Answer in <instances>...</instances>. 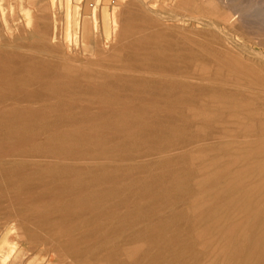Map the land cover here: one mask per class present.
<instances>
[{
  "label": "rangeland",
  "instance_id": "374dc122",
  "mask_svg": "<svg viewBox=\"0 0 264 264\" xmlns=\"http://www.w3.org/2000/svg\"><path fill=\"white\" fill-rule=\"evenodd\" d=\"M63 1L59 0L58 1L59 3L57 2L58 5L56 4L54 6L55 8L51 7V9L54 8L53 10L55 11V13L59 12V14L58 13L54 14V12L50 10V8L48 10H46L45 12H43L40 8L42 5H45L46 2L48 3V0H39V2L37 0L38 5L39 6L41 5L40 7L38 5L32 6L31 4H28L27 0H0V67H1L0 68L1 69L0 81L4 77L6 78L5 80H2L5 82H2V81L0 82V100L2 99L1 100L2 104L8 103L7 105H3V106L0 103V115H1L0 120L4 124V125H2L3 127L0 126V129H1L0 130V147H1L0 148L1 149V151H0V233L2 232V230L4 231L6 228H7L6 230L10 231L8 241L10 243L17 244L16 246H17V252H18V253L16 252L15 253L16 255L14 254L11 257L10 261L8 263H5V264H13L15 262H16V264H78V262H79V264H133V263L134 264H137V263L138 264H143V263L144 264H158V263L159 264H161V263L162 264H165V263L166 264H185L186 263L185 260H187L189 262V263L187 262L186 264H197V263L198 264H208V263L209 264H228L229 262H230V264H235V263L236 264H264V236H263L264 235V154H263V151H264V143L263 142L264 141H262V140H264V127H263L264 126V118L263 119L260 118L261 115L264 117V105H263L264 104V89L262 87H260L262 89H260L258 87L260 89V92L257 89V87L255 89V86L258 84L256 82L262 81L263 85H264V78H263L264 77V59H261L263 57L262 54H264L263 53L264 52V5H263L264 0H233V3H231L232 0H215L214 3H213L214 0H209V2L211 4L213 3V5L215 4L216 6L215 5L213 6L211 4L208 5L209 4V2L207 3L208 0H194V1L193 0H182V1L181 0H154V1L153 0H143L144 2L143 1L141 2L140 0H126V1L121 0V1H123V4H122V6H119V14H120L119 19L120 20H119V23L117 25V29H119L121 27L123 30H132L133 28L139 29V31L137 29L132 30L135 34L138 35V36L137 35L135 36L134 43L136 45H139V44L144 45L145 47L138 48L136 51H138L137 53L139 54V57H141V58L143 57V59H142L143 63H145L144 59L146 62H149L148 63L149 65L147 63H146L147 65L143 64L142 62L140 64H143L142 67L146 68V70H148L150 72L147 71L146 73L144 72L145 74L144 73L142 74L141 73L142 71L132 72V71H127V70H122V69L116 71V70L112 69V70L103 71V73L100 74L99 76H94V78H92V80H94V81H91L93 83H95V82L101 83V82H107L108 81L110 83L114 82L113 83V85H114L116 83V81H118L117 83L120 86L115 85V87H119V88H115V87H111V86H109V87L105 86V87H102L103 89L106 88L104 90L102 88H100L101 91L106 92L107 94L112 93L110 95H114V96L118 97L119 101H118V103H116V105L111 106V110L109 109L110 111L106 109L107 113H105L106 110H104V113L102 111L101 113L103 115H101V117L99 115H97V118H96V116L93 117V118H95V120H93V122L95 121V123H97V122L103 123L102 121L104 120V122L107 121V122L113 123L117 126V125H120L122 122H125V118H127V119L131 118V117L134 119H141L142 118L143 120H148L147 121L148 125L146 124L147 126H145V130H151V129L154 130V132L152 130L147 131L149 136H142V137H140L139 132L143 131L144 127L143 128L142 127H136L137 130H136V128H134L132 130V129L127 128V127L125 129V128H123V126L122 127L117 126V128L120 129V131H119V130H117L116 127L106 126V127H104V128H106V131H104V128H102V127H97V128L86 127V126L81 127L80 125H73V126L63 125L61 127L60 125H58L55 127L56 128L59 127V128H57V129L55 128V130H53L54 127H51L52 128V132H51L50 131L51 128L48 129L49 127H44L42 124L41 125L43 127L39 125L40 122L38 121L39 119H38V115H37L39 112L41 113V111H43L49 117H53V116L55 117L56 116V114H55L56 112L48 110L49 107H47L46 105H53L52 103L58 102V99L55 98L53 101L51 100V101H44V102L39 100V102H37L38 101L37 99H39V97L36 99V93L39 92V90H40L42 93H44L46 95L48 93V90H49L47 83H49L51 85L54 82L58 83L59 81H66L69 79L67 77H63L59 72L58 73L56 72V74H52V76H50V77L43 78L42 81H44V83L46 81V84H42L43 82L41 81V79L38 78V75L36 72V71H39L40 68L42 70V68L45 69L47 67V65L44 61L47 62L48 60H51V58H47V56L42 54L43 53V46L47 43V40H46L47 35L52 31V28H53V24H52L53 21L52 20H53L54 16L57 17L58 19H60L59 23L63 27L64 21H65V19H64L65 13H64V7H63L64 6L63 3H65V2H63ZM71 1L73 2V5L74 4L76 5V3L77 4L79 3L77 0H75V1L71 0ZM113 1H115L114 3H116L120 0H113ZM184 1H185V5L182 4V2H184ZM201 1H202V3H201ZM74 2H76V3H74ZM88 2L93 3L94 0H89ZM151 2H153V4ZM41 3H43V4H41ZM203 3H205L206 5ZM241 3L242 4L244 3L243 4L244 10H246V12H249V14H245L246 17L243 15V20L241 18H239V14L238 15L236 14V16H235L236 19H238L236 24L238 26H241V27H239L241 30L238 28H235L234 29L236 31L235 32L233 29L229 30L226 27H224L223 25L222 26L220 25V27L223 31L222 30L221 31L216 30V28H214V27L212 28V25H210V23H209L210 18L212 20H216L215 16L217 14L219 15L220 12H217V11H219L220 8H221V13H225V11H226V13H228V12L236 10V8L243 7L241 5ZM22 4H24V5L26 4V6L28 8L26 6H23ZM85 4H86V0L83 3V5H85ZM83 5H80V6L83 8ZM182 5L184 7H182ZM188 6H189V8H188ZM201 6H202V8L203 7L204 8L202 9ZM233 6H234V8H233ZM24 7H25L26 11H25ZM57 7H59V8H57ZM213 7L216 9H214ZM217 7H219V9ZM120 8H121V12H120ZM140 8H141V10L143 9L145 13L143 11H140ZM132 9L134 11L136 10L135 12H138L140 14V17H141V19L136 22L137 24L134 23L136 25V27L133 24H132V26H130L129 23L126 22L127 21L126 20V12L128 10H132ZM206 9H208V10L211 9V11L210 10L207 11ZM28 10H29V12H31V16H32V18L29 22H28ZM212 11L214 13H216V15L214 13H212V14H214V15H212L211 14ZM53 14H54V16H52ZM204 14L206 16H209V17L206 18V16ZM142 15L144 18L142 17ZM192 15L198 19H196ZM197 15H198V17H197ZM41 16L42 17L46 16V18L44 19ZM176 16H178V17H176ZM187 16H188V18H187ZM244 17L247 19H245ZM194 18H195V20H194ZM206 19H208V20H206ZM146 20H148V21H146ZM5 21H8L11 25V28L9 29L11 36H9L7 34V30L5 31V29H6V26H5L6 22ZM163 21H165V22H163ZM130 27H132V28H130ZM143 30H145V32ZM136 31H138V32L136 33ZM44 33H45V35H43ZM228 35H230L232 37L229 38ZM151 36H153V37H151ZM235 36L239 40L238 42L240 44H242L241 46L243 47V49L240 46H238L237 44L234 45L233 40H234ZM102 37L103 36L100 37V40ZM137 37H138V40H137ZM224 37H225V39H223ZM226 37H227V39H226ZM146 38H147V40H146ZM153 38L156 40L153 41ZM219 38H220V41H219ZM228 38L230 40H232L233 43ZM110 40H111V42L110 41L108 42V41H106V38L103 37L101 41H104V43H106V42L107 43L104 44L103 42H101L102 43L101 45H107L106 46L107 48H109L111 45L113 46L114 43L118 41V37L116 36L115 33L112 35V38ZM180 40H182V41H180ZM112 42H114V43H112ZM108 43L111 45H109ZM150 43L153 46L152 47L150 46L151 48H148L147 46L150 45ZM120 44L121 45L122 44H128V40L123 41ZM155 44H156V46H155ZM82 46H83V42L81 41L80 46H78L77 48L74 46L75 48L73 47V49L76 52L79 48H80L79 50H81ZM235 47H236V49H235ZM253 47H254V49H253ZM201 48H203V49H201ZM248 48H250L251 50L252 49L255 50V52L258 55L261 54V56L258 57V55H255V52L252 53V51ZM256 48H257V50H256ZM212 49H213V51H212ZM128 50L125 48L124 53L126 54V51H128ZM151 50H153V51H151ZM218 51H220V52H218ZM141 52L143 55H141ZM152 52L155 54V56H154V54H152ZM211 52H213V53H211ZM239 52L240 53L242 52V53L240 54ZM124 53H123V55H124ZM147 53L149 55H147ZM228 53H230V54H228ZM250 53H252V54H250ZM211 54H214L215 56H213ZM126 55H124L123 59H122V61L124 63L126 62V57H125ZM220 55H221V57L223 56L222 61L220 60V58H221V57H219ZM146 56H147V58H148V56H151L150 57L151 61H152V59H154L155 62L153 60L151 63V61L146 60V58H144ZM188 56H189V58H188ZM231 56L232 57L236 56V59H234V60H233V58L231 59L230 58ZM242 56H243V58H242ZM255 57H257V58H255ZM157 58H160L161 62ZM162 58L164 59L163 61H162ZM227 58L230 59L232 62L235 61L237 64L239 63L238 65H236V67L238 68V72L240 70L239 75H238V73H236V72L232 73L231 70H229V66L227 65V62L229 60ZM215 59H218V62ZM159 62L161 65L164 63V65L167 68L165 66L159 65ZM259 62H260V65H257V64H259ZM156 64L159 65V67H161L162 69L159 68ZM168 64L175 66V68H172L174 73L172 71H170L171 67L168 66ZM212 64H213V66H212ZM153 65H156V67H154ZM256 65H257V68H256ZM174 66H172V67H174ZM207 66H209V67H207ZM258 66H260V67H258ZM9 67H11L13 70H11ZM246 67H247V69H246ZM2 68H4V69L6 68V70L3 71ZM255 68L257 70H255ZM157 69L159 72H157ZM163 69H165L163 72L166 73L168 71V73L170 72L171 74L169 73L170 75L168 76V73H166V74L164 73L165 74L164 75L162 73ZM166 69H168V70L166 71ZM8 70L10 72H8ZM155 70H156V72H155ZM175 73L176 74L178 73V74L176 75ZM210 73H212L211 77H212V75H214L216 73L213 76V79L210 77ZM149 74L156 75V76H151ZM179 74H180V77H179ZM236 74L238 76H236ZM133 75H135L136 78ZM140 75H141L142 79L139 78ZM171 75H173V76H171ZM170 76L172 78L174 76L175 77L172 79ZM208 76L210 78H208ZM251 76L253 77L252 79H251ZM1 77H2V79H1ZM146 77H148V78H146ZM201 77L204 80H202ZM109 78H111L110 81L108 80ZM114 78H115V80H114ZM122 78L125 80L120 81V80H123ZM128 78L130 80L129 82H131V83L127 82ZM133 78H135V79H133ZM9 79H10V81H12V80L15 81L14 84H13V82L11 84ZM24 79H28V80L23 81ZM143 79H144V81H143ZM153 79L156 82L152 83ZM156 79L159 82H161V81L162 82L159 83V82H157ZM7 80L9 82H7ZM29 80H33V81H29ZM51 80H53V82ZM76 80H78L80 82L82 81L83 84H91L86 80V78L83 75L77 77ZM145 80L150 82V84H148V82ZM169 80L170 81L173 80V81L170 82ZM217 80L221 83L217 82ZM255 80H256V82H254ZM50 81H51V83H50ZM164 81H166V84ZM175 81H177V82H175ZM188 81L191 83H189ZM244 81H245V83H244ZM24 82H26V83L24 84ZM39 82H40V86H38ZM121 82H122V84H123V82H125L127 85L125 84L122 86ZM133 82H134V84H133ZM167 82H168V84H167ZM182 82H184L186 85L185 84L183 85ZM237 82H240L241 84H239V83L237 84ZM249 82H252V83L254 82L255 86L251 87L253 84L250 85ZM262 82L259 83L260 86H262L261 85ZM162 83H164V84H162ZM230 83H231V85H229ZM246 83H249L248 85L250 88L248 87V85ZM130 85L132 86V88ZM150 85H152V86H150ZM154 85H155V87H153ZM201 85L204 86L205 88L203 87L204 88L203 89ZM3 86H4V88L5 87L6 88L3 89L2 88ZM10 86H12V87H10ZM124 86L127 87V89H129V90L123 91V90H126V88ZM160 86H163V87L175 86L176 88L177 87L178 88L172 94L170 92L167 93L166 91L164 92V90L158 89ZM185 86H187L186 89H185ZM245 86H247L248 89ZM244 87H245V89H244ZM16 88L21 89V90L19 91L17 89V91H15ZM133 88L134 89H136V88L140 89L141 88L142 91L139 92L137 89L132 90ZM241 88H243L245 91L247 89L248 92L251 90L249 92L251 94H249L248 92H246V93L243 92L244 95L246 94L245 96H243L242 91H244V90ZM252 88L255 89L254 90L255 93L253 92ZM119 89H121V90H119ZM150 89H151V92H150ZM183 89H185L186 92L183 91ZM196 89H197V91H196ZM233 90H236V91H233ZM237 90H239V91H237ZM134 91H135V93H134ZM153 91H157L159 95L157 94V92L152 93ZM218 92H219V94H218ZM175 93L176 94L178 93V94L176 95ZM234 94L236 95V97L234 96ZM3 95L6 97V99ZM124 95H126V96H124ZM130 95H132V96H130ZM183 95L185 96V98ZM237 95H239V97ZM136 96H137V98H136ZM165 96H167V97H165ZM186 96H188V99H189V97L191 99H193V101L191 99L189 101ZM139 98L140 99L142 98V100H140ZM26 99L27 100L29 99L30 101L25 102ZM127 99H129V100H127ZM195 99H197V100H195ZM16 100H18V101H16ZM31 100H33V101H31ZM206 100H208V101H206ZM121 101H122V103H121ZM137 101H138V103H137ZM169 101H170V104H169ZM195 101H197V102L201 101L202 103L198 102L199 103L198 104ZM165 102H168L167 104H168L169 108L166 106ZM172 102H174V104ZM213 102H215V103H213ZM34 103H35V105H34ZM40 103L42 104V106ZM196 103H197V105H196ZM246 103H248L251 106L249 107L248 104L246 105ZM38 104H40V105L38 106ZM118 104H120V106ZM179 104L181 107H178ZM30 105H32V106H30ZM43 105H45V106H43ZM170 105H173L174 107L177 105V108L175 107L176 110H175V108H171L173 106H170ZM182 107L185 111H182ZM239 107H240V109H239ZM20 108L22 110L27 109V110H25L27 112L24 113L25 111L23 112ZM139 108L140 109L142 108V112ZM178 108L180 111L179 114L181 113L180 117H179V114H177ZM186 108H190L192 111L189 109H186ZM6 110L9 114L6 112ZM31 110H32V112H31ZM122 110L125 111V115H124ZM126 110L128 111V113H126ZM240 110H241V112H240ZM14 111L17 113L19 112L17 116L15 115L16 118L13 114ZM112 111H113V113H112ZM119 111L121 114L119 113ZM186 111H187V113H186ZM236 111H237V113H236ZM28 112L31 114L32 118H34L36 116L33 119L34 121L32 120L33 123L36 122V120L38 119L36 122L38 124L34 123L35 128H34V125L31 121L32 118L31 117L29 118L30 114H28ZM109 112H111L110 115L112 114L113 116H110ZM114 112H116V113H114ZM239 112L241 115L238 114ZM20 113H22V114L24 113V114L21 116ZM44 113H41V114H44ZM49 113H53L54 115L49 114ZM99 113L100 112H98V114ZM129 113H130V117H128ZM12 114L14 117L10 118L9 116H11ZM25 114L26 115L28 114L27 117H25ZM117 114H118V116H120L122 118H119V121L116 122L118 116L116 117L115 115H117ZM139 114H141V115H139ZM144 114L147 117H149L148 115H150V118L145 119L147 117ZM152 114L154 115V117ZM92 115H95V114H92ZM222 116L224 117V119ZM232 116H233V118H232ZM6 117H7V119H6ZM22 117H23V119H22ZM104 117H105V119L110 118V119H113L114 121L112 120V122H111V120L110 121L105 120ZM106 117H109V118H106ZM111 117H113V118H111ZM115 117H116V119H115ZM24 118H27V119L25 120ZM220 118H221V120L219 121ZM28 119H30V120H28ZM120 119H121V121H120ZM153 119H157V121H154ZM161 119H163V120H161ZM210 119H211V121H210ZM228 119H229V121H228L229 123H233V122L235 123V121L238 119L236 121V123L238 122V124L235 123L232 126L230 125L231 126V127L229 126L230 128L228 126L226 127V125L229 124L228 122H226ZM233 119L235 121H233ZM16 120H18V121H16ZM152 120L154 122V125H150L151 123H153ZM165 120H168V121H165ZM214 120H216V121H214ZM9 121H11V122H9ZM14 121H16V122H14ZM217 121H219L220 123ZM198 122L201 124H198ZM215 122H217V123H215ZM223 122L226 125L223 124ZM5 123H8L7 128L10 127V130L5 127V126H7V124H5ZM13 123H14V125H13ZM191 123L194 126L188 125ZM210 123H212V124H210ZM196 124H197V126H196ZM222 124H223V126H222ZM15 125H17L16 126L17 128H15V131H14L13 127H15ZM24 125H26V126L24 127ZM37 125L42 127V128H40V130L44 129L45 133L43 130H42L43 131V133H42V131L39 130V127H37ZM176 125H178V126L180 125L182 127L181 130H180V127H179V129L178 128L176 129V127H177ZM31 126L33 128H31ZM77 126H79L80 128ZM148 126L150 128H148ZM153 126H155V127H153ZM168 126H172V127L168 128ZM219 126L222 127V129L223 128L224 129L221 130V128H218ZM235 126H237V127H235ZM20 127H24L25 129L22 128V130H21ZM187 127H189V129ZM199 127L201 128V130L199 129ZM215 127H216V129H215ZM30 128H31V130H30ZM45 128L47 129V131ZM98 128H100V130ZM122 128H123V131H122ZM202 128L203 129L205 128L204 132L202 131L203 130ZM35 129L37 131H33ZM67 129H68L69 133H68ZM155 129H156V131H155ZM174 129L177 131H175ZM196 129H197V131H199V133L201 132V134L203 133L205 135L203 136V135L199 134L196 131ZM219 129L221 130L222 133L219 132ZM19 130H21V131H19ZM29 130L32 132L30 133ZM135 130L139 131V132H136ZM208 130H209L208 133L211 134L210 136L213 135L212 137L216 141L211 139L209 134H207ZM213 130H214V133L212 134ZM216 130H217V133H216ZM11 131L12 132L14 131V132L11 133ZM16 131H18L19 133ZM48 131H50V132H48ZM132 131H135L137 133V135H135L136 133L133 134ZM181 131L184 132L185 134L181 133ZM234 131H235V134H239V135L236 136L234 134ZM247 131H249V132H247ZM56 132H58V133H56ZM63 132L66 134L67 133L69 134V137H67L68 135H65V136L70 141L65 139L66 137L64 136ZM186 132H187V134L189 133L188 136L186 135ZM195 132H197L196 136H195ZM22 133H24L25 135H23ZM34 133H37V134H34ZM40 133H42V134H40ZM55 133L57 135L60 134V136L58 135L60 140ZM106 133H108V134L106 135ZM142 133L143 132H141V135H142ZM151 133H152V135H151ZM10 134H12V135H10ZM91 134L94 136L93 137L90 136ZM116 134L118 135V137H121V134H122V138L121 139L117 138ZM127 134H129V135L126 136ZM228 134H230V136H228V138H226ZM240 134H243V136ZM18 135H19V137H18ZM97 135H99L100 137ZM150 135H151V138L153 141L154 140L157 141V142L155 141L156 144L153 141L151 142ZM154 135H156V136H154ZM183 135L186 136L185 137L186 139L182 138ZM232 135H234L233 136L234 141H229V140H231L230 138L232 137ZM8 136H10L13 140ZM88 136L91 137L90 140H89ZM96 136L98 137L97 140H96ZM223 136H225V138H222ZM261 136H262V138H261ZM28 137H30V138H28ZM102 137H104V138H102ZM143 137H145V138H143ZM177 137H178V139H177ZM187 137H189V138H187ZM191 137L193 139H191ZM238 137H241V139L240 138L238 139ZM80 138L83 140H79ZM84 138L88 142L84 141L85 140ZM99 138L101 141H99ZM134 138H136V140ZM139 138L142 140H138ZM157 138H159L160 141L157 140ZM216 138H218V139H216ZM219 138H221L222 140L221 139L219 140ZM62 139H64L65 141ZM107 139H108V141L109 140H111V141H109V143H108ZM114 139H116L117 141ZM126 139L127 140L130 139V140L127 142ZM145 139H146V141H145ZM179 139L182 142H180ZM189 139H191V140L189 141ZM204 139L206 140V143L204 142L205 141ZM223 139H224V141H223ZM247 139H249V140H247ZM45 140H47L46 141L47 145H44V144H46ZM92 140L93 141L96 140L97 143H96V141L93 142ZM131 140H133V141L131 142ZM149 140H150V142H149ZM175 140H178V141L176 142ZM186 140H188L189 142L195 140L196 145H195V141L191 142L192 144H188L189 142ZM42 141L44 144H42ZM48 141H50V142H48ZM102 141H103V145H106L105 147L103 146V149H102ZM201 141L204 142V145L203 144L201 145V143H202ZM228 141L231 143H228ZM249 141H251V142L248 143ZM255 141L256 142L258 141L257 144H259V145L261 144L262 146H258V145L255 146V144H256ZM51 142H53V145L50 144ZM70 142L73 144H69ZM122 142L124 143L125 146L122 145L123 144ZM147 142H149V144H151L150 147L148 146ZM61 143L64 146V148L62 145H60ZM74 143L76 144V146H74L75 145ZM80 143H84V144H80ZM111 143H113V144H111ZM160 143H161V145H160ZM237 143H238V145H237ZM247 143L249 145L252 144L251 145L252 147L249 146ZM39 144H41V145H39ZM99 144H100V147L98 148ZM152 144L156 145L155 148L156 147H158V148L155 149L154 146H152ZM208 144L210 145V147ZM211 144L213 147L211 146ZM56 145H58V147H57L58 149L62 148V150L61 149L58 150L56 148ZM183 145L185 146L184 149H183V147H184ZM191 145L193 147H191ZM253 145H254V147H253ZM42 146H43V148H42ZM89 146L91 148H89ZM114 146L116 148H114ZM48 147H49V149H48ZM67 147L68 148L71 147V148H69V149H71V151ZM123 147H124V149H122ZM125 147H127V148H125ZM128 147H129V149H128ZM81 148L83 149V152L81 151L82 150ZM84 148L86 150H84ZM94 148L96 150L95 152H94ZM117 148H118V150H116ZM64 149H66V150H64ZM256 149H258L257 151L259 152V154H258V152H256ZM260 149L261 150L263 149V151L261 152ZM77 150H78V153H77ZM92 150H93V152H91ZM148 150H151V153L153 151L154 156H153V154L149 153L150 151H148ZM45 152H47V153H45ZM55 152H57V153H55ZM81 152H82V154H81ZM116 152H117V154H116ZM120 152L122 155L119 154ZM130 152H132L133 154H131ZM215 152L218 155H216ZM125 153H127V155ZM147 153H149V154H147ZM114 154H116V156H114ZM118 154L121 157H119ZM233 154H235V155H233ZM99 155H101V156H99ZM103 155L106 156L105 157L106 159H104V158L101 159V157ZM225 155H226V157H225ZM247 155L249 157H247ZM109 156H110V159L108 160ZM130 156H132V157H130ZM222 156H224V157H222ZM231 156H232V158H230ZM258 157H260V158H258ZM53 158H55V159L58 158V159H56V161L57 160L58 161L55 162V160H53ZM235 159L237 160L236 163L233 162V161H235ZM242 159H243V161H242ZM61 160H62V162H61ZM66 160H68V161H66ZM114 160H115V162H114ZM244 160L246 161L245 163H244ZM248 160H249V162H248ZM63 162H64L65 166H63ZM255 162H257V163H255ZM229 164L230 165L233 164L234 167L232 165L230 166ZM235 164H238L239 166L235 165ZM66 165H67V167H66ZM53 167L56 170H54ZM97 167H99L100 170H98ZM65 168L68 171H66ZM89 168H90V170H89ZM112 168L114 169L115 172L113 171ZM228 168L229 169L231 168L232 171H230V172L227 171V170H229ZM92 169L94 170L93 172H92ZM4 170L6 172H4ZM61 170H63L64 173H62ZM96 170H97V172H96ZM103 170L104 171L108 170V171L104 172ZM42 171H44V172H42ZM82 171H83V173H82ZM2 172H4V173H2ZM72 172H74V174ZM86 172H88V174H86ZM68 173H70V174H68ZM93 173L94 174L97 173V175H91L90 176V174H93ZM102 173H103V175H102ZM65 174H67V175H65ZM50 175H53L52 179L48 178V176H50ZM84 175H89L90 177L84 176ZM238 175H239V177H238ZM36 176L38 177V181H37ZM82 176H83V178H82ZM97 176H99V177H97ZM39 177H40V179H39ZM91 177H93V178H91ZM53 178H54V180H53ZM103 178L105 180L107 179L106 180L107 182ZM96 179H98V180H96ZM109 179H112V181ZM49 180H51V181H49ZM76 180L77 181L81 180V182L80 181L77 182ZM103 180H104V182H103ZM113 180H114V182H113ZM59 181H60V183H59ZM71 181H73V182H71ZM88 181L90 182L91 187H89L90 184ZM101 181L103 183H101ZM178 181L181 183H179ZM98 182L100 183L99 185H98ZM175 182L178 184L175 185L174 184ZM159 184H160V186H159ZM162 184H166L167 186L162 185ZM86 185H88V187H89L88 189H87ZM111 185L112 186L114 185V186L112 187ZM180 185H181V187H179ZM50 186H53V187H50ZM80 186H82V187H80ZM106 186H108V188ZM168 186L170 187L169 189H168ZM96 187L99 189L98 192H97ZM75 188L77 190V193L76 192L74 193V191H76V190H74ZM161 188H163V189H161ZM164 188H167V189H164ZM176 188H177V190H175ZM108 189H109V191L111 189L110 192H114L116 190V192H114V193L116 194L117 197L115 196L114 193L111 194L110 192H108ZM183 189H185V190H183ZM60 190H62V191H60ZM94 190H95L94 193L101 192L102 195L104 194L103 192L106 193L103 195V198H102V200L104 199L103 203H102V200H99L98 202H96L97 200L92 201L91 192L93 193ZM154 190H156L157 192ZM162 190H164V191H162ZM192 190H193V192H192ZM133 191H134V193H133ZM166 191H170L171 193H175V195L171 194L170 192H166ZM121 192H122V194L120 195ZM148 192L150 194H148ZM180 192H182V193H180ZM188 192H190L191 194ZM56 193H58V194H56ZM62 193H63V196H62ZM167 193H170L169 196ZM187 193H188V195H187ZM113 194H114V196H113ZM160 194L162 195V197ZM163 194H166V195L163 196ZM86 196H88V198ZM146 196H149V197L146 198ZM73 197H74V199H73ZM89 197H91V198H89ZM153 197L156 200H154ZM157 197H158V199H157ZM57 198H59V199H57ZM152 198H153V200H152ZM88 199H90V200H88ZM106 199H107V201H106ZM146 199H148V200H146ZM149 199H151V201H149ZM134 200H135V202H134ZM52 201H53V203H52ZM90 201H92V202H90ZM105 202H107V203H105ZM121 202H123V203H121ZM69 203L71 205H69ZM104 203L106 205H104ZM110 203H112V206H110L111 205ZM115 203L117 205H114ZM151 203L154 205V207H152L153 205ZM107 204L109 205V208H108ZM94 205H95V208H94ZM119 205L121 207H119ZM149 205H150V208H149ZM76 206H77V208H76ZM90 206H93V207H91L92 209L90 208ZM155 206L157 207V209L158 208L159 209L157 210L155 208ZM67 207H68V209H67ZM99 207H101V208H99ZM94 209H96V211ZM100 209H102L104 211H102ZM109 209L111 211L113 210L112 214H110L111 212ZM160 209H161V211H160ZM40 211H42V212H40ZM129 211L130 212L132 211L134 217H132V213H130ZM148 211L149 212L151 211V212L149 213ZM85 212L86 213L88 212L87 215ZM101 212H104L105 217L103 214H100ZM105 212L107 214H105ZM172 212L174 213V215ZM117 213H118V215H117ZM93 214H95V216ZM153 214L155 216H153ZM175 214H177V215H175ZM77 215H79V216H77ZM107 215H108V217L110 216L109 217L110 219L107 217ZM114 215L116 218L114 217ZM118 216H120V217H118ZM121 217L124 219H122ZM137 217H139V218H137ZM166 217H167V219H166ZM181 217L183 218V220L185 219L184 221H186V222L189 221V222L187 224H184L183 223L184 221H182ZM73 219H75V220H73ZM164 219H166V220H164ZM102 220H104V221L106 220V221L103 222ZM107 220H108V222H107ZM179 220H181V221H179ZM87 221H89V222H87ZM176 221L180 224L179 225L180 227L177 225ZM120 222H122V224ZM187 225H190V226H187ZM100 226H101V228H100ZM172 226H173V228H172ZM184 226H186V227H184ZM191 226L193 227V229L191 228ZM88 227H89V229H88ZM188 227H190L192 230ZM238 228H239L240 232L238 231ZM241 228L244 231H242ZM94 229H96L98 231H96ZM177 229H178V231H176ZM231 230L232 231L235 230V231H233L234 233ZM140 231H141V233H140ZM227 231L229 232L227 234L228 235L230 234V236H228L226 234ZM177 232H179V234ZM192 232L194 234L191 237L190 233H192ZM86 233H87V235H85ZM152 233H153V236H152ZM154 233H155V236H154ZM176 233H177V235L175 236ZM137 234L139 235V237ZM149 234H150V236H149ZM169 234L171 237L169 236ZM243 234H246V236ZM164 235H166V237ZM186 235H187V237H186ZM168 237H169V240H168ZM183 237H184V239H183ZM189 237L192 239H190ZM23 238H24V240H23ZM186 238L192 240L191 245L188 246L189 249L187 248L188 250L187 249H185V250L181 249L182 245H183L182 242L186 241ZM209 238H210V240H209ZM159 239L160 240H162V239L167 240V242L165 241L162 243V241H163L162 240L161 242L159 241L161 243L160 244L157 242ZM208 240H209V242H208ZM239 240H240V242H239ZM180 241H181V244H180ZM196 241H197V244H195ZM199 241H200L201 245H199L200 244ZM228 241H230V242H228ZM242 241H243V244H242ZM153 242H155V243H153ZM212 242H214V243H212ZM152 244H153V246H152ZM169 244L171 247L170 246L168 247ZM231 244H232V246H231ZM241 244L243 245L244 248L242 247ZM156 245L158 248H156ZM164 246H166V248ZM178 246H180L181 248H179ZM202 246H204V247H202ZM227 246H229V247H227ZM164 248H165V250H164ZM198 248H199V251H198ZM226 248H227V250H226ZM230 248H232V249H230ZM194 249H197V250H195L196 253H194L195 252ZM224 250H226L227 252H224ZM158 251H160V252H158ZM173 251H175L174 252L175 254L173 253ZM192 251H194V252L192 253ZM189 252H191V253H189ZM251 253H252V255H251ZM191 254L195 255V256L193 257V256H191ZM156 255H159V256L156 257ZM219 255H222V256H219ZM224 255H226V256L224 257ZM230 255H232V256H230ZM18 256H20V257L18 258ZM149 256L151 258H149ZM163 256H164V259H163ZM147 257L149 258V261H148ZM176 257L180 260H177ZM79 258H81V259H79ZM194 258H196V260ZM199 258H200V260H199ZM165 259H172V260L169 261V260H165ZM82 260H84V261H82ZM1 264H2V262H1Z\"/></svg>",
  "mask_w": 264,
  "mask_h": 264
},
{
  "label": "bare ground",
  "instance_id": "6f19581e",
  "mask_svg": "<svg viewBox=\"0 0 264 264\" xmlns=\"http://www.w3.org/2000/svg\"><path fill=\"white\" fill-rule=\"evenodd\" d=\"M59 0H48V3L46 2V4L45 5H38V2H39V0H38V2H37V0H27V3L28 4H31L32 6L33 5H38L40 8H41V10L43 11V12H45L46 10H48L49 8H50V10L51 11H53L54 12V14H59V12H56L55 13V11L53 10L55 7V5L57 4L58 5V2ZM63 1V0H62ZM75 1V0H74ZM79 3L77 4L76 2H74V3H76V5L74 4L73 5V2L71 1V0H64L63 2H65V3H63L64 4V13H65V21H64V24H63V27L61 26V24L59 23V20L60 19H58L57 17H55L54 16V14L52 15V16H54V18H53V28H52V31L47 35V43L43 46V53L42 54H44L45 56H47V58H51V60H48L47 62L46 61H44L45 63H46V65H47V67L45 68V69H43L42 68V70H41V68H40V70L39 71H36L37 72V75H38V78L39 79H41V81H42V79L43 78H45V77H50V76H52V74H56V72L58 73H60L63 77H67V78H69L68 80H66V81H59L58 83L56 82H54L53 84H49V83H47L48 84V88H49V90H48V93L45 95L44 93H42L40 90H39V92H37L36 93V99L39 97V99H37L38 101L37 102H39V100L40 101H53L55 98H57L58 99V102H56V103H52L53 105H46L47 107H49V109L48 110H51V111H54V112H56L55 114H56V116L54 117L53 115V113H49V114H53L52 116L53 117H49L47 114H45L43 111H41V113H44V114H41L40 112V114L38 113H36L37 115H38V121L40 122L39 123V125L40 126H44V127H49L48 129H50L51 127H54V129L53 130H55V126H58V125H60L61 127L63 126V125H65V126H73V125H80L81 127H83V126H86V127H94V128H97V127H102V128H104V127H106V126H112V127H116L117 128V126L118 127H122L123 126V128H125L126 129V127L127 128H130V129H134V128H136V127H144V130L143 131H141V132H143L142 133V135H141V132H139V131H136L137 130V128H136V132H139L140 133V137H142V136H149V134L147 133V131H151V130H145V126H147L148 124H147V121L148 120H143L142 118L141 119H134V118H125V122H122L120 125H115V124H113V123H110V122H104V120L102 121L103 123H99V122H97V123H95V121L93 122V120H95V118H93V117H95L96 116V118H97V115H99L100 117H101V115H103L101 112L103 111V113H104V110H111V106L112 105H116V103H118V101H119V98L118 97H116V96H114V95H110V94H112V93H110V94H107L106 92H103V91H101V89L100 88H102V87H109V86H111V87H115V85H117V86H120L117 82L118 81H116V83L113 85V83H110V82H95V83H93V82H91V81H94V80H92V78H94V76H99L100 74H102L103 73V71H105V70H120V69H122V70H127V71H132V72H135V71H142L141 73L143 74L144 72L146 73L148 70H146V68H143L142 67V65L143 64H148L149 62H146L145 61V59H144V62L145 63H143L142 61V59H143V57L141 58V57H139V54L137 53L138 51H136L138 48H143V47H145L144 45H136L135 43H134V39H135V36L137 35V34H135L132 30L134 29V30H136L135 28H133L132 30H123L122 29V27L121 28H119V29H117V25H118V23H119V16H120V14H119V6H122V4H123V1H118V2H116V3H114L115 1H113V0H94V2L93 3H90V2H88L89 0H86V4L85 5H83V3L85 2V0H77ZM126 1V0H125ZM141 2L143 1V0H140ZM154 1V0H153ZM182 1V0H181ZM180 1V2H181ZM194 1V0H193ZM58 2V3H57ZM144 2V1H143ZM175 2V1H174ZM209 2V0L207 1V3ZM215 2V0L213 1V3ZM218 2V1H217ZM43 3H41V4H43ZM152 4H153V2H151ZM196 3V2H195ZM201 3H202V1H201ZM213 3L211 4L210 2H209V4L208 5H213ZM231 3H233V0H232V2ZM252 3V2H251ZM172 4V3H171ZM182 4H184L185 5V1L184 2H182ZM203 4H205V3H203ZM227 4V3H226ZM244 4V3H243ZM243 4L241 3V5L243 6ZM23 6H26V4L24 5V4H22ZM80 5H83V8L80 6ZM181 5V4H180ZM190 5V4H189ZM206 5V4H205ZM207 5V6H208ZM215 5V4H214ZM213 5V6H214ZM263 5H264V3H263ZM29 6V5H28ZM60 6V5H59ZM124 6V5H123ZM169 6V5H168ZM191 6V5H190ZM200 6V5H199ZM204 6V5H203ZM216 6V5H215ZM219 6V5H218ZM27 7V6H26ZM51 7H54L53 9H51ZM182 7H184L183 5H182ZM212 7V6H211ZM229 7V6H228ZM232 7V6H231ZM22 8V7H21ZM28 8V7H27ZM57 8H59V7H57ZM80 8V9H79ZM82 8V9H81ZM142 8V7H141ZM141 8H140V11H143L144 12V10L142 9L141 10ZM181 8V7H180ZM188 8H189V6H188ZM201 8H202V6H201ZM204 8V7H203ZM202 8V9H203ZM214 8V7H213ZM218 9H219V7H217ZM233 8H234V6H233ZM243 8V9H242ZM24 9H25V7H24ZM30 9V8H29ZM128 9V8H127ZM136 9V8H135ZM139 9V8H138ZM214 9H216V8H214ZM217 9V10H218ZM179 10V9H178ZM207 11H211V9H206ZM223 10V9H222ZM227 10V9H226ZM25 11H26V9H25ZM57 11V10H56ZM127 11V10H126ZM136 11V10H135ZM133 9L132 10H128L127 12H126V22H128L129 23V25L130 26H132V24L133 25H135L134 23H136L138 20H140L141 19V17H140V14L138 13V12H135ZM166 11V10H165ZM203 11V10H202ZM258 11V10H257ZM262 11V10H261ZM52 12V13H53ZM120 12H121V8H120ZM183 12V11H182ZM217 12H220L221 13V8H220V10L219 11H217ZM26 13V12H25ZM123 13V12H122ZM145 13V12H144ZM157 13V12H156ZM207 13V12H206ZM210 13V12H209ZM212 13H214L213 11L211 12V14ZM219 13V15L217 16L216 15V13H214L216 16H215V19L216 20H212L211 18H210V25H212V28L214 27V28H216V30H219V31H221L222 29H221V27H220V25L222 26H224V27H226L227 29H229V30H234L235 28H238V29H240L239 27H241V26H238L237 24H236V22H237V20L238 19H236V14L238 15L239 14V18H241L242 20H243V15L245 16V14H249V12H246V10H244V6L243 7H239V8H236V10H234V11H231V12H228V13H226V11H225V13H221L220 14ZM46 14V13H45ZM154 14V13H153ZM214 14H212V15H214ZM263 14V13H262ZM161 15V14H160ZM184 15V14H183ZM190 15V14H189ZM195 15V14H194ZM199 15V14H198ZM198 15H197V17H198ZM205 15V14H204ZM210 15V14H209ZM51 16V17H52ZM193 16V15H192ZM206 16V15H205ZM42 17V16H41ZM48 17V16H47ZM142 17H143V15H142ZM148 17V16H147ZM176 17H178V16H176ZM193 17H195V16H193ZM207 17H209V16H206V18ZM246 17V16H245ZM244 17V18H245ZM31 18H32V16H31V12H29V10H28V22L31 20ZM42 18H46V16H44V17H42ZM144 18V17H143ZM175 18V17H174ZM181 18V17H180ZM187 18H188V16H187ZM196 18V17H195ZM195 18H194V20H195ZM200 18V17H199ZM178 19V18H177ZM192 19V18H191ZM196 19H198V18H196ZM205 19V18H204ZM203 19V20H204ZM245 19H247V18H245ZM33 20V19H32ZM184 20V19H183ZM206 20H208V19H206ZM51 21V22H52ZM146 21H148V20H146ZM166 21V20H165ZM165 21H163V22H165ZM186 21V20H185ZM190 21V20H189ZM6 22V23H5ZM4 23H5V26H6V29H5V31L7 30V34L9 35V36H11V34H10V32H9V29L11 28V25H10V23L8 22V21H5ZM187 22V21H186ZM125 23V22H124ZM240 23V22H239ZM137 24V23H136ZM144 24V23H143ZM245 25V24H244ZM143 26V25H142ZM238 26V27H237ZM120 27V26H119ZM125 27V26H124ZM128 27V26H127ZM135 27H136V25H135ZM51 28V27H50ZM130 28H132V27H130ZM3 29V30H4ZM126 29V28H125ZM138 31H139V29H137ZM237 30V29H236ZM241 30V29H240ZM138 31H136V33L138 32ZM144 32H145V30H143ZM218 31V32H219ZM223 31V30H222ZM235 31V30H234ZM34 32V31H33ZM236 32V31H235ZM46 33V32H45ZM45 33L43 34V35H45ZM116 34V36L118 37V41L117 42H112V43H114V45L112 46L111 44H109V45H111L109 48H107L106 46L107 45H101L102 43L101 42H103L104 43V41H101L102 40V38L104 37V38H106V41H110L111 42V38H112V35L113 34ZM143 34V33H142ZM156 34V33H155ZM210 34V33H209ZM225 34V33H224ZM37 35V34H36ZM140 35V34H139ZM146 35V34H145ZM154 35V34H153ZM253 35V34H252ZM31 36V35H30ZM101 36H103L102 38H101V40H100V37ZM138 36V35H137ZM229 36V38L230 37H232V36H230V35H228ZM32 37V36H31ZM46 37V36H45ZM151 37H153V36H151ZM155 37V36H154ZM159 37V36H158ZM256 37V36H255ZM176 38V37H175ZM228 38V39H229ZM45 39V38H44ZM115 39V38H114ZM145 39V38H144ZM223 39H225V37L223 38ZM226 39H227V37H226ZM232 39V38H231ZM254 39V38H253ZM104 40V39H103ZM117 40V39H116ZM126 40H128V44H120V43H122L123 41H126ZM137 40H138V37H137ZM146 40H147V38H146ZM149 40V39H148ZM151 40V39H150ZM154 40H156V39H154L153 38V41ZM211 40V39H210ZM230 40V39H229ZM81 41L83 42V46H82V49L81 50H77L76 52L74 51V49H73V47L75 46L76 48L78 47V46H80V43H81ZM180 41H182V40H180ZM219 41H220V38H219ZM223 41V40H222ZM226 41V40H225ZM224 41V42H225ZM231 42H232V40H230ZM239 40L236 38V36H235V38H234V40H233V42H234V45L235 44H237L238 46H240L242 49H243V47L241 46L242 44H240L239 42H238ZM141 42V41H140ZM147 42V41H146ZM218 42V41H217ZM223 42V43H224ZM232 42V43H233ZM107 43V42H106ZM106 43H104V44H106ZM158 45V44H157ZM226 45V44H225ZM229 45V44H228ZM260 45V44H259ZM153 46V45H151V43H150V45H148L147 47L148 48H151V47ZM155 46H156V44H155ZM208 46V45H207ZM74 47V48H75ZM171 47V46H170ZM202 47V46H201ZM125 48L128 50V51H126V54L124 53V50H125ZM225 48V47H224ZM233 48V47H232ZM251 48V47H250ZM250 48H248V49H250ZM201 49H203V48H201ZM235 49H236V47H235ZM253 49H254V47H253ZM251 50L252 51V53L253 52H255V50ZM144 50V49H143ZM205 50V49H204ZM203 50V51H204ZM240 50V49H239ZM256 50H257V48H256ZM151 51H153V50H151ZM212 51H213V49H212ZM261 51V50H260ZM140 52V51H139ZM143 52V51H142ZM142 52H141V55H143L142 54ZM218 52H220V51H218ZM237 52V51H236ZM123 53H124V55H126L125 57H126V62L124 63L123 61H122V59H123ZM210 53V52H209ZM211 53H213V52H211ZM240 53V52H239ZM242 53V52H241ZM240 53V54H241ZM252 53H250V54H252ZM262 53V52H261ZM264 53V52H263ZM152 54H154L153 52H152ZM222 54V53H221ZM226 54V53H225ZM228 54H230V53H228ZM235 54V53H234ZM260 54V53H259ZM147 55H149L148 53H147ZM210 55V54H209ZM211 55H213V56H215L214 54H211ZM232 55V54H231ZM236 55V54H235ZM255 55H258L256 52H255ZM254 55V56H255ZM154 56H155V54H154ZM186 56V55H185ZM228 56V55H227ZM230 56V55H229ZM245 56V55H244ZM259 56H261V54L260 55H258V57ZM262 56L264 57V54H262ZM150 57L151 56H148V58H147V56L146 57H144V58H146V60H149V61H151V59H150ZM158 57V56H157ZM184 57V56H183ZM207 57V56H206ZM219 57H221V55L219 56ZM223 57V56H222ZM222 57L220 58V60L222 61L223 59H222ZM261 58V59H264V58ZM155 58V57H154ZM188 58H189V56H188ZM231 59L233 58V60L234 59H236V56L235 57H230ZM242 58H243V56H242ZM255 58H257V57H255ZM156 59V58H155ZM157 59H159L160 60V62H161V59L160 58H157ZM175 59V58H174ZM199 59V58H198ZM228 59V58H227ZM154 59H152V61H153ZM164 59L162 58V61H163ZM208 60V59H207ZM217 62H218V59H215ZM229 61L227 62V65L229 66V70H231V72L232 73H234V72H236V73H238V75H239V73H240V70H239V72H238V68L236 67V65H238L235 61L234 62H232L230 59H228ZM152 61H151V63H152ZM205 61V60H204ZM237 61V60H236ZM240 61V60H239ZM143 63V64H140V63ZM154 62H155V60H154ZM160 62H159V65H161L160 64ZM200 62V61H199ZM7 63V62H6ZM214 63V62H213ZM223 63V62H222ZM146 64V65H147ZM149 65V64H148ZM157 65V64H156ZM156 65H153L154 67H156ZM159 65H157L158 67H159ZM216 65V64H215ZM257 65H260V62H259V64H257ZM257 65H256V68H257ZM161 66H165L164 65V63L161 65ZM168 66H170L171 68V70L170 71H172L173 72V70H172V68H175V66L174 65H170V64H168ZM172 66H174V67H172ZM212 66H213V64H212ZM245 66V65H244ZM153 67V68H154ZM166 67V66H165ZM178 67V66H177ZM176 67V68H177ZM207 67H209V66H207ZM255 67V66H254ZM258 67H260V66H258ZM1 68V67H0ZM11 70H13L11 67H9ZM19 68V67H18ZM17 68V69H18ZM159 68H161V67H159ZM158 68V69H159ZM167 68V67H166ZM183 68V67H182ZM255 68V70H257ZM158 69H157V72H159L158 71ZM162 69V68H161ZM180 69V68H179ZM220 69V68H219ZM246 69H247V67H246ZM2 70L4 71V70H6V68L4 69V68H2ZM151 70V69H150ZM154 70V69H153ZM165 69H163L162 70V73L164 74L165 72H163ZM168 69H166V71H167ZM0 71H1V69H0ZM19 71V70H18ZM220 71V70H219ZM251 71V70H250ZM8 72H10L9 70H8ZM125 72V71H124ZM148 72H150V71H148ZM154 72V71H153ZM155 72H156V70H155ZM190 72V71H189ZM199 72V71H198ZM1 73V72H0ZM5 73V72H4ZM120 73V72H119ZM130 73V72H129ZM144 73V74H145ZM166 73H168V71L166 72ZM165 73V74H166ZM170 73V72H169ZM168 73V76L171 74H169ZM174 73V72H173ZM227 73V72H226ZM6 74V73H5ZM131 74V73H130ZM152 74V73H151ZM151 74H149V75H151ZM164 74V75H165ZM176 74V73H175ZM178 74V73H177ZM176 74V75H177ZM207 74V73H206ZM209 74V73H208ZM211 74L212 73H210V77H211ZM216 74V73H215ZM214 74V75H215ZM229 74V73H228ZM263 74V73H262ZM84 76L85 78H86V80L89 82V83H91V84H83L82 83V81L80 82V81H78V80H76V78L77 77H79V76ZM124 75V74H123ZM174 75V74H173ZM173 75H171V76H173ZM175 75V76H176ZM214 75H212V79H213V76ZM237 74H236V76H238ZM134 77H135V75H133ZM151 76H156V75H151ZM161 76V75H160ZM159 76V77H160ZM170 76V77H171ZM174 76V77H175ZM207 76V75H206ZM217 76V75H216ZM215 76V77H216ZM219 76V75H218ZM246 76V75H245ZM166 77V76H165ZM173 77V78H174ZM177 77V76H176ZM179 77H180V74H179ZM182 77V76H181ZM209 76H208V78H210ZM17 78V77H16ZM19 78V77H18ZM117 78V77H116ZM136 78V77H135ZM135 78H133V79H135ZM139 78H141V75H140V77ZM144 78V77H143ZM146 78H148V77H146ZM145 78V79H146ZM172 78V77H171ZM172 78V79H173ZM187 78V77H186ZM199 78V77H198ZM197 78V79H198ZM253 77L251 76V79H252ZM264 78V77H263ZM1 79H2V77H1ZM6 78L4 77L2 80H5ZM13 79V78H12ZM37 79V78H36ZM120 79V78H119ZM123 79V78H122ZM127 79V78H126ZM138 79V78H137ZM142 79V78H141ZM201 79L202 80H204L202 77H201ZM215 79V78H214ZM234 79V78H233ZM259 79V78H258ZM261 79V78H260ZM1 80V81H2ZM14 80V79H13ZM10 81V79H9V81H10V83L12 84V82H13V84H14V82L15 81ZM27 81L28 79H24L23 81ZM46 80V79H45ZM107 80V79H106ZM105 80V81H106ZM109 81L111 80V78H109L108 79ZM114 80H115V78H114ZM125 79H123V80H120V81H124ZM150 80V79H149ZM157 80V79H156ZM192 80V79H191ZM209 80V79H208ZM235 80V79H234ZM247 80V79H246ZM257 80V79H256ZM256 80L254 81V82H256ZM263 80V79H262ZM0 81V82H1ZM8 80H7V82H9ZM29 81H33V80H29ZM52 82H53V80H51ZM51 81H50V83H51ZM127 81V80H126ZM130 80H129V78H128V83H131V82H129ZM142 81V80H141ZM143 81H144V79H143ZM145 81H147V80H145ZM170 81V80H169ZM173 81V80H172ZM172 81H170V82H172ZM178 81V80H177ZM177 81H175V82H177ZM195 81V80H194ZM213 81V80H212ZM228 81V80H227ZM232 81V80H231ZM2 82H5V81H2ZM38 82V81H37ZM43 82V83H42ZM41 83L42 84H46V81H45V83H44V81H42ZM112 82V81H111ZM135 82V81H134ZM134 82H133V84H134ZM148 82V81H147ZM154 82H156L154 79H153V82L152 83H154ZM157 82H159L158 80H157ZM162 82V81H161ZM161 82H159V83H161ZM165 82V84H166V81H164ZM169 82V83H170ZM181 82V81H180ZM189 82V81H188ZM217 82H219L218 80H217ZM254 82L252 83V82H249L250 83V85L251 84H253L251 87H253V86H255V84H254ZM260 82H262V81H259V82H256V83H258L256 86H255V89H256V87H257V89L259 90V92H260V89H264V85H263V82L261 83V85L262 86H260L259 85V83ZM26 82H24V84H25ZM120 83V82H119ZM144 83V82H143ZM146 83V82H145ZM189 83H191V82H189ZM219 83H221V82H219ZM228 83V82H227ZM241 84L240 82H237V84ZM244 83H245V81H244ZM243 83V84H244ZM249 83H246L247 85L249 84ZM121 84H122V82H121ZM126 83L125 82H123V84H122V86L123 85H125ZM148 84H150V82H148ZM162 84H164V83H162ZM167 84H168V82H167ZM171 84V83H170ZM182 84L184 85L185 83L184 82H182ZM236 84V85H237ZM33 85V84H32ZM127 85V84H126ZM139 85V84H138ZM142 85V84H141ZM157 85V84H156ZM186 85V84H185ZM211 85V84H210ZM209 85V86H210ZM229 85H231V83L229 84ZM259 85V86H258ZM38 86H40V82H39V84H38ZM121 86V87H122ZM131 86V85H130ZM146 86V85H145ZM144 86V87H145ZM150 86H152V85H150ZM179 86V85H178ZM181 86V85H180ZM202 86V85H201ZM235 86V85H234ZM233 86V87H234ZM240 86V85H239ZM10 87H12V86H10ZM17 87V86H16ZM34 87V86H33ZM125 87V86H124ZM129 87V86H128ZM138 87V86H137ZM142 87V86H141ZM153 87H155V85L153 86ZM158 87V86H157ZM184 87V86H183ZM204 86H202V88H203ZM226 87V86H225ZM242 87V86H241ZM245 87H247V86H245ZM245 87H244V89H245ZM248 87H249V85H248ZM248 87H247V89H248ZM260 87H262V88H259ZM3 89H5L4 88V86L2 87ZM21 88V87H20ZM37 88V87H36ZM41 88V87H40ZM115 88H119V87H115ZM123 88V87H122ZM126 88V90H123V91H127V90H129V89H127V87H125ZM131 88H132V86H131ZM146 88V87H145ZM178 88V87H177ZM177 88L175 87V86H168V87H163V86H160L158 89H160V90H164V92L166 91L167 93L168 92H170V93H172L173 94V92H175L176 90H177ZM187 88V86H185V89ZM197 88V87H196ZM205 88V87H204ZM203 88V89H204ZM211 88V87H210ZM209 88V89H210ZM250 88V87H249ZM12 89V88H11ZM17 89L18 88H16V90L15 91H17ZM22 89V88H21ZM21 89H18L19 91L21 90ZM35 89V88H34ZM103 89V88H102ZM104 89H106V88H104ZM103 89V90H104ZM137 89V88H136ZM136 89H132V90H136ZM185 89H183V91H185L186 92V90ZM215 89V88H214ZM221 89V88H220ZM223 89V88H222ZM226 89V88H225ZM229 89V88H228ZM241 89H243V88H241ZM243 89V90H244ZM246 89V91L244 90V91H242V94H243V96H245L244 95V93L243 92H248V90ZM253 89V88H252ZM255 89H253V92H254V90ZM14 90V89H13ZM12 90V91H13ZM119 90H121V89H119ZM139 92L140 91H142L141 90V88L140 89H137ZM154 90V89H153ZM156 90V89H155ZM159 90V91H160ZM181 90V89H180ZM188 90V89H187ZM250 90V89H249ZM5 91V90H4ZM18 91V92H19ZM108 91V90H107ZM149 91V90H148ZM193 91V90H192ZM196 91H197V89H196ZM233 91H236V90H233ZM237 91H239V90H237ZM251 91V90H250ZM249 91V92H250ZM257 91V90H256ZM262 91V90H261ZM14 92V91H13ZM111 92V91H110ZM132 92V91H131ZM138 92V93H139ZM145 92V91H144ZM150 92H151V89H150ZM154 92H157V91H153L152 93H154ZM182 92V91H181ZM188 92V91H187ZM220 92V91H219ZM219 92H218V94H219ZM248 92V93H249ZM2 93V92H1ZM22 93V92H21ZM30 93V92H29ZM134 93H135V91H134ZM143 93V92H142ZM237 93V92H236ZM240 93V92H239ZM255 93V92H254ZM6 94V93H5ZM117 94V93H116ZM122 94V93H121ZM128 94V93H127ZM146 94V93H145ZM157 94H158V92H157ZM164 94V93H163ZM176 94V93H175ZM178 94V93H177ZM176 94V95H177ZM249 94H251V93H249ZM7 95V94H6ZM20 95V94H19ZM27 95V94H26ZM133 95V94H132ZM132 95H130V96H132ZM153 95V94H152ZM159 95V94H158ZM175 95V96H176ZM230 95V94H229ZM2 96V95H1ZM4 96V95H3ZM8 96V95H7ZM13 96V95H12ZM124 96H126V95H124ZM123 96V97H124ZM174 96V97H175ZM184 96V95H183ZM214 96V95H213ZM216 96V95H215ZM234 96L236 97V95L234 94ZM238 97H239V95H237ZM5 97V96H4ZM30 97V96H29ZM33 97V96H32ZM122 97V96H121ZM165 97H167V96H165ZM187 97V99H188V96H186ZM2 98V97H1ZM136 98H137V96H136ZM135 98V99H136ZM155 98V97H154ZM163 98V97H162ZM178 98V97H177ZM180 98V97H179ZM184 98H185V96H184ZM5 99H6V97H5ZM9 99V98H8ZM35 99V100H36ZM140 99V98H139ZM175 99V98H174ZM190 97H189V101H190ZM208 99V98H207ZM211 99V98H210ZM258 99V98H257ZM2 100V99H1ZM1 100H0V103H1ZM127 100H129V99H127ZM137 100V99H136ZM140 100H142V98L140 99ZM171 100V99H170ZM192 101H193V99H191ZM195 100H197V99H195ZM203 100V99H202ZM16 101H18V100H16ZM24 101V100H23ZM30 100L28 99H26V101L25 102H29ZM31 101H33V100H31ZM139 101V100H138ZM138 101H137V103H138ZM173 101V100H172ZM180 101V100H179ZM206 101H208V100H206ZM256 101V100H255ZM4 102V101H3ZM12 102V101H11ZM22 102V101H21ZM147 102V101H146ZM161 102V101H160ZM184 102V101H183ZM195 102H197V101H195ZM199 102V101H198ZM197 102V103H198ZM201 102V101H200ZM199 102V103H200ZM246 102V101H245ZM248 102V101H247ZM7 103V102H6ZM121 103H122V101H121ZM120 103V104H121ZM140 103V102H139ZM142 103V102H141ZM166 103V106L168 107V102H165ZM173 104H174V102H172ZM197 103H196V105H197ZM198 103V104H199ZM202 103V102H201ZM211 103V102H210ZM213 103H215V102H213ZM2 104V103H1ZM8 104V103H7ZM7 104H2V106L3 105H7ZM10 104V103H9ZM41 104V103H40ZM40 104H38V106L40 105ZM120 104H118L119 106H120ZM146 104V103H145ZM164 104V103H163ZM169 104H170V101H169ZM248 103H246V105H247ZM34 105H35V103H34ZM45 105H43V106H45ZM104 105V106H103ZM123 105V104H122ZM132 105V104H131ZM144 105V104H143ZM157 105V104H156ZM193 105V104H192ZM205 105V104H204ZM254 105V104H253ZM260 105V104H259ZM264 105V104H263ZM30 106H32V105H30ZM41 106H42V104H41ZM124 106V105H123ZM126 106V105H125ZM159 106V105H158ZM161 106V105H160ZM170 106H173V105H170ZM248 106L250 107L251 105H249L248 104ZM5 107V106H4ZM27 107V106H26ZM132 107V106H131ZM141 107V106H140ZM176 108H177V105L175 106ZM174 106L173 107H171V108H175ZM178 107H181L180 106V104H179V106ZM191 107V106H190ZM262 107V106H261ZM169 108V107H168ZM176 108H175V110H176ZM244 108V107H243ZM242 108V109H243ZM255 108V107H254ZM11 109V108H10ZM14 109V108H13ZM21 109V108H20ZM19 109V110H20ZM140 109V108H139ZM186 109H189V110H191L190 108H186ZM224 109V108H223ZM239 109H240V107H239ZM249 109V108H248ZM12 110V109H11ZM15 110V109H14ZM22 110V109H21ZM25 110H27V109H25ZM25 110H22L23 112L25 111ZM107 110H106V112L105 113H107ZM109 110V111H110ZM141 110V112H142V108L140 109ZM227 110V109H226ZM255 110V109H254ZM16 111V110H15ZM14 111V116L16 115H18V113L17 112H15ZM37 111V110H36ZM39 111V110H38ZM114 111V110H113ZM113 111H112V113H113ZM123 111V110H122ZM178 111V112H177ZM176 112H177V114H179V108H178V110H177ZM182 111H185L184 109H183V107H182ZM192 111V110H191ZM225 111V110H224ZM234 111V110H233ZM6 112H7V110H6ZM27 111H25L24 113H26ZM30 112V111H29ZM28 112V114H30ZM31 112H32V110H31ZM98 112H100L99 114H98ZM145 112V111H144ZM154 112V111H153ZM190 112V111H189ZM228 112V111H227ZM240 112H241V110H240ZM240 112L238 113V114H240ZM260 112V111H259ZM263 112V111H262ZM8 113V112H7ZM11 113V112H10ZM17 113V114H16ZM23 113V114H24ZM110 113L111 112H109V115H110ZM114 113H116V112H114ZM119 113H120V111H119ZM123 113H124V115H125V111H123ZM126 113H128V111L126 110ZM131 113V112H130ZM130 113H129V116L128 117H130ZM183 113V112H182ZM186 113H187V111H186ZM236 113H237V111H236ZM243 113V112H242ZM246 113V112H245ZM9 114V113H8ZM13 114L11 115V116H9L10 118H12V117H14L13 116ZM22 113H20V115L22 116L23 115ZM27 114V115H28ZM92 114H95V115H92ZM121 114V113H120ZM119 114V115H120ZM133 114V113H132ZM212 114V113H211ZM6 115V114H5ZM19 115V116H20ZM27 115L25 114V117H27ZM135 115V114H134ZM139 115H141V114H139ZM143 115V114H142ZM145 115V114H144ZM153 115V114H152ZM180 115H181V113L179 114V117H180ZM227 115V114H226ZM234 115V114H233ZM241 115V114H240ZM244 115V114H243ZM259 115V114H258ZM1 116V115H0ZM16 116H15V118H16ZM35 116V115H34ZM110 116H113L112 114L110 115ZM109 116V117H110ZM116 117L118 116V114L117 115H115ZM146 116V115H145ZM149 117H147V118H145V119H149L150 118V115H148ZM237 116V115H236ZM262 116V115H261ZM260 116V118H264L263 116L261 117ZM5 117V116H4ZM8 117V118H9ZM32 118V116H31V114L29 115V118ZM36 117V116H35ZM34 117V118H35ZM109 117H106V118H109ZM116 117H115V119H116ZM135 117V116H134ZM153 117H154V115H153ZM196 117V116H195ZM211 117V116H210ZM223 117V116H222ZM239 117V116H238ZM14 118V119H15ZM34 118H32L31 119V121L34 119ZM111 118H113V117H111ZM119 118H122V117H120V116H118V118H117V120H116V122L117 121H119ZM136 118V117H135ZM232 118H233V116H232ZM6 119H7V117H6ZM22 119H23V117H22ZM25 120L27 119V118H24ZM104 119H105V117H104ZM152 119V118H151ZM214 119V118H213ZM223 119H224V117H223ZM227 119V118H226ZM225 119V120H226ZM231 119V118H230ZM239 119V118H238ZM237 119V120H238ZM21 120V119H20ZM28 120H30V119H28ZM37 120H36V122H37ZM105 120H111V122H112V120L113 119H105ZM154 121H157V119H153ZM153 120H152V122H153ZM161 120H163V119H161ZM170 120V119H169ZM172 120V119H171ZM208 120V119H207ZM221 120V118L219 119V121ZM236 120V121H237ZM249 120V119H248ZM16 121H18V120H16ZM16 121H14V122H16ZM23 121V120H22ZM34 121V120H33ZM33 121H32V123H33ZM114 121V120H113ZM120 121H121V119H120ZM123 121V120H122ZM165 121H168V120H165ZM178 121V120H177ZM210 121H211V119H210ZM214 121H216V120H214ZM219 121H217V122H219ZM229 121V119L226 121V122H228ZM233 121H235L234 119H233ZM236 121H235V123H236ZM7 122V121H6ZM9 122H11V121H9ZM26 122V121H25ZM29 122V121H28ZM36 122H34V123H36ZM176 122V121H175ZM217 122H215V123H217ZM232 122V121H231ZM24 123V122H23ZM34 123H33V125H34ZM110 123V124H109ZM213 123V122H212ZM212 123H210V124H212ZM214 123V124H215ZM220 123V122H219ZM229 123V122H228ZM234 122L233 123H229V124H225L224 122H223V124H225L226 125V127L228 126H232L233 124H235ZM5 124H7V126H5L6 128L8 127V123H5ZM11 124V123H10ZM18 124V123H17ZM20 124V123H19ZM36 124H38V123H36ZM42 124V125H41ZM147 124V125H146ZM198 124H201V123H199L198 122ZM223 124H222V126H223ZM236 124H238V122L236 123ZM2 125H4L3 123H2V121L0 120V126H2ZM13 125H14V123H13ZM150 125H154V122L153 123H151ZM171 125V124H170ZM188 125H192V123L191 124H188ZM241 125V124H240ZM17 125H15V127H13L14 128V131H15V128H17L16 127ZM26 125H24V127H25ZM40 126H38L37 125V127H39V130H40V128H42V127H40ZM64 126V127H65ZM173 126V125H172ZM172 126H168V128L169 127H172ZM177 127H176V129L178 128L179 129V127H180V130H181V126L179 125H176ZM192 126H194V125H192ZM191 126V127H192ZM196 126H197V124H196ZM230 126V127H231ZM245 126V125H244ZM247 126V125H246ZM258 126V125H257ZM3 127V126H2ZM24 127H20L21 128V130H22V128H24ZM63 127V128H64ZM77 127H79V126H77ZM153 127H155V126H153ZM166 127V126H165ZM164 127V128H165ZM201 127V126H200ZM199 127V129L201 130V128ZM206 127V126H205ZM229 127V128H230ZM235 127H237V126H235ZM250 127V126H249ZM264 127V126H263ZM5 128V129H6ZM12 128V127H11ZM19 128V129H20ZM31 128H33L32 126H31ZM31 128H30V130H31ZM34 128H35V125H34ZM57 128H59V127H57ZM56 128V129H57ZM74 128V127H73ZM80 128V127H79ZM115 128V129H116ZM123 128H122V131H123ZM148 128H150L149 126H148ZM188 129H189V127H187ZM186 128V129H187ZM195 128V127H194ZM207 128V127H206ZM218 128H221V130H223L222 129V127H218ZM217 128V129H218ZM228 128V129H229ZM3 129V128H2ZM7 129H9L10 130V127L9 128H7ZM6 129V130H7ZM25 129V128H24ZM37 129V128H36ZM33 130V131H37V130ZM46 129V128H45ZM99 130H100V128H98ZM198 129V128H197ZM197 129H196V131H197ZM203 129V128H202ZM210 129V128H209ZM215 129H216V127H215ZM243 129V128H242ZM1 130V129H0ZM21 130H19V131H21ZM29 130V132L31 133L32 131H30ZM43 131H44V133H45V130L44 129H42ZM42 130H40V131H42ZM65 130V129H64ZM88 130V129H87ZM97 130V129H96ZM95 130V131H96ZM102 130V129H101ZM117 130H119L120 131V129L119 128H117ZM141 130V129H140ZM175 130V129H174ZM185 130V129H184ZM204 130H205V128L202 130L203 132H204ZM221 130L219 129V132H221ZM13 131V132H14ZM43 131H42V133H43ZM46 131H47V129H46ZM51 132H52V128H51V130H50ZM50 131H48V132H50ZM66 131V130H65ZM67 131H68V129H67ZM71 131V130H70ZM73 131V130H72ZM91 131V130H90ZM93 131V130H92ZM104 131H106V128H104ZM116 131V130H115ZM135 131H132V133L133 134H135L136 132ZM153 132H154V130H152ZM155 131H156V129H155ZM175 131H177V130H175ZM195 131V130H194ZM231 131V130H230ZM6 132V131H5ZM12 131H11V133H13ZM16 132H18V131H16ZM103 132V131H102ZM128 132V131H127ZM126 132V133H127ZM198 133H199V131H197ZM197 132H195V136L197 135L196 133ZM209 132V130L207 131V134H209L208 133ZM211 132V131H210ZM247 132H249V131H247ZM3 133V132H2ZM8 133V132H7ZM19 133V132H18ZM42 133H40V134H42ZM47 133V132H46ZM56 133H58V132H56ZM55 133V134H56ZM64 133V132H63ZM62 133V134H63ZM68 133H69V131H68ZM66 134V133H64V136L65 135H68L67 137H69V134ZM121 133V132H120ZM138 133V134H139ZM181 133H183V134H185L184 132H182L181 131ZM214 133V130H213V132H212V134ZM216 133H217V130H216ZM222 133V132H221ZM23 135H25L24 133H22ZM34 134H37V133H34ZM48 134V133H47ZM61 134V135H62ZM71 134V133H70ZM108 133H106V135H107ZM123 134V133H122ZM122 134H121V137H118V135H117V138H122ZM148 134V135H147ZM154 134V133H153ZM189 134V133H188ZM188 134H187V132H186V135L188 136ZM199 134H201V132L199 133ZM234 134H235V131H234ZM10 135H12V134H10ZM49 135V134H48ZM57 135V134H56ZM59 136H60V134H58ZM57 135V137L59 138V136ZM112 135V134H111ZM129 134H127L126 136H128ZM132 135V134H131ZM135 135H137V133L135 134ZM151 135H152V133H151ZM151 135H150V138H151ZM159 135V134H158ZM201 135H205V134H201ZM211 134H209V136H210ZM236 136L237 135H239V134H235ZM240 135H242L243 136V134H240ZM247 135V134H246ZM15 136V135H14ZM53 136V135H52ZM51 136V137H52ZM90 136H94V135H90ZM97 136H99V135H97ZM96 136V140L98 139V137ZM102 136V135H101ZM134 136V135H133ZM154 136H156V135H154ZM194 136V137H195ZM213 136V135H212ZM212 136H210L211 137V139H213V137ZM228 136H230V134H228L227 135V137L226 138H228ZM233 136L234 135H232V137L230 138L231 140H229V141H234V138H233ZM250 136V135H249ZM8 137H10V136H8ZM18 137H19V135H18ZM56 137V138H57ZM66 137V136H65ZM64 137V138H65ZM65 138V139H67V140H69L68 138ZM100 137V136H99ZM159 137V136H158ZM186 136H184L183 135V137L182 138H184V139H186L185 138ZM206 137V136H205ZM11 138V137H10ZM9 138V139H10ZM14 138V137H13ZM16 138V137H15ZM28 138H30V137H28ZM49 138V137H48ZM88 138H89V140H90V138L91 137H89L88 136ZM102 138H104V137H102ZM132 138V137H131ZM138 138V137H137ZM143 138H145V137H143ZM155 138V137H154ZM181 138V139H182ZM187 138H189V137H187ZM207 138V137H206ZM205 138V139H206ZM222 138H225V136H223ZM233 138V139H232ZM241 139V137H238V139ZM261 138H262V136H261ZM260 138V139H261ZM12 139V138H11ZM17 139V138H16ZM19 139V138H18ZM71 139V138H70ZM85 139V138H84ZM124 139V138H123ZM128 139V138H127ZM126 139V141L128 142L129 140H127ZM135 140H136V138H134ZM177 139H178V137H177ZM191 139H193L192 137H191ZM191 139H189V141L191 140ZM204 139V140H205ZM216 139H218V138H216ZM221 138H219V140H220ZM237 139V138H236ZM237 139V140H238ZM245 139V138H244ZM254 139V138H253ZM2 140V139H1ZM13 140V139H12ZM49 140V139H48ZM53 140V139H52ZM56 140V139H55ZM54 140V141H55ZM59 140H60V138H59ZM58 140V141H59ZM62 140H64V139H62ZM72 140V139H71ZM79 140H83V139H79ZM95 140V141H96ZM114 140H116V139H114ZM138 140H142V139H138ZM137 140V141H138ZM151 140V142L153 141L152 140V138L150 139ZM150 140H149V142H150ZM157 140H159V138H157ZM203 140V141H204ZM210 140V139H209ZM214 141H216L215 139H213ZM222 140V139H221ZM227 140V139H226ZM247 140H249V139H247ZM255 140V139H254ZM46 141L47 140H45V143H46ZM51 141V140H50ZM50 141H48V142H50ZM53 141V142H54ZM65 141V140H64ZM70 141V140H69ZM78 141V140H77ZM84 141H86V139L84 140ZM93 141V140H92ZM95 141H93V142H95ZM99 141H101L100 140V138H99ZM107 141H108V139H107ZM106 141V142H107ZM109 141H111V140H109ZM109 141H108V143H109ZM117 141V140H116ZM123 141V140H122ZM125 141V140H124ZM133 140H131V142H132ZM145 141H146V139H145ZM156 140H154L153 142H155ZM160 141V140H159ZM176 142L178 141V140H175ZM179 141H180V139H179ZM184 141V140H183ZM186 141H188V140H186ZM185 141V142H186ZM188 141V142H189ZM193 141H195V140H193ZM193 141H191V142H193ZM198 141V140H197ZM203 141H201L202 143H201V145L203 144L204 145V142L206 143V140L203 142ZM211 141V140H210ZM223 141H224V139H223ZM228 141V143H231V142H229ZM252 141V140H251ZM251 141H249L248 143H250ZM262 141H264V140H262ZM53 142H51L50 144H52L53 145ZM62 142V141H61ZM75 142V141H74ZM82 142V141H81ZM86 142H88V141H86ZM85 142V143H86ZM114 142V141H113ZM149 142H147V144H148V146L150 147L151 146V144H149ZM157 142V141H156ZM156 142H155V144H156ZM166 142V141H165ZM180 142H182V141H180ZM184 142V143H185ZM191 142H189L188 144H192ZM213 142V141H212ZM256 142V141H255ZM258 142V141H257ZM257 142H256V144H255V146H262L261 144L259 145V144H257ZM261 142V141H260ZM259 142V143H260ZM96 143H97V141H96ZM99 143V142H98ZM105 143V142H104ZM123 143V142H122ZM136 143V142H135ZM143 143V142H142ZM145 143V142H144ZM170 143V142H169ZM179 143V142H178ZM187 143V142H186ZM199 143V142H198ZM197 143V144H198ZM211 143V142H210ZM247 143V144H248ZM264 143V142H263ZM42 144H44L43 143V141H42ZM64 144V143H63ZM69 144H73V143H69ZM75 144V143H74ZM79 144V143H78ZM80 144H84V143H80ZM88 144V143H87ZM91 144V143H90ZM101 144V143H100ZM100 144H99V146H98V148L100 147ZM111 144H113V143H111ZM118 144V143H117ZM146 144V143H145ZM163 144V143H162ZM183 144V143H182ZM215 144V143H214ZM233 144V143H232ZM9 145V144H8ZM39 145H41V144H39ZM44 145H47V143L46 144H44ZM43 145V146H44ZM55 145V144H54ZM60 145H62V143L60 144ZM59 145V146H60ZM121 145V144H120ZM122 145H124V143L122 144ZM130 145V144H129ZM133 145V144H132ZM142 145V144H141ZM160 145H161V143H160ZM185 145V144H184ZM183 145V146H184ZM195 145H196V141H195ZM194 145V146H195ZM209 145V144H208ZM237 145H238V143H237ZM249 145V144H248ZM252 145V144H251ZM251 145H249V146H251ZM23 146V145H22ZM43 146H42V148H43ZM50 146V145H49ZM63 146V145H62ZM74 146H76V144L74 145ZM80 146V145H79ZM103 146L105 147L106 145H103V141H102V149H103ZM119 146V145H118ZM125 146V145H124ZM152 146H154V148H155V146L156 145H153L152 144ZM158 146V145H157ZM165 146V145H164ZM163 146V147H164ZM182 146V147H183ZM186 146V145H185ZM185 146L183 147V149L185 148ZM211 146H212V144H211ZM229 146V145H228ZM231 146V145H230ZM241 146V145H240ZM39 147V146H38ZM52 147V146H51ZM58 147V145H56V148ZM66 147V146H65ZM83 147V146H82ZM145 147V146H144ZM160 147V146H159ZM191 147H193L192 145H191ZM209 147H210V145H209ZM213 147V146H212ZM211 147V148H212ZM218 147V146H217ZM238 147V146H237ZM252 147V146H251ZM250 147V148H251ZM253 147H254V145H253ZM1 148V147H0ZM46 148V147H45ZM63 148H64V146H63ZM68 148V147H67ZM69 148H71V147H69ZM68 148V149H69ZM89 148H91L90 146H89ZM114 148H116L115 146H114ZM113 148V149H114ZM120 148V147H119ZM125 148H127V147H125ZM132 148V147H131ZM130 148V149H131ZM140 148V147H139ZM156 148H158V147H156ZM155 148V149H156ZM196 148V147H195ZM198 148V147H197ZM234 148V147H233ZM249 148V149H250ZM258 148V147H257ZM22 149V148H21ZM48 149H49V147H48ZM55 149V148H54ZM58 149V148H57ZM59 149H61L62 150V148H59ZM58 149V150H59ZM82 149V148H81ZM88 149V148H87ZM122 149H124V147L122 148ZM128 149H129V147H128ZM154 149V150H155ZM248 149V148H247ZM252 149V148H251ZM19 150V149H18ZM64 150H66V149H64ZM70 151H71V149H69ZM73 150V149H72ZM84 150H86L85 148H84ZM116 150H118V148L116 149ZM127 150V149H126ZM125 150V151H126ZM258 149H256V152H258L257 151ZM0 151H1V149H0ZM44 151V150H43ZM48 151V150H47ZM82 152H83V149L81 150ZM96 150H95V148H94V152H95ZM102 151V150H101ZM100 151V152H101ZM115 151V150H114ZM147 151V150H146ZM148 151H150L149 153H151V150H148ZM186 151V150H185ZM184 151V152H185ZM227 151V150H226ZM260 151L262 152L263 151V149L261 150L260 149ZM39 152V151H38ZM54 152V151H53ZM52 152V153H53ZM82 152H81V154H82ZM91 152H93V150L91 151ZM104 152V151H103ZM13 153V152H12ZM43 153V152H42ZM45 153H47V152H45ZM50 153V152H49ZM55 153H57V152H55ZM77 153H78V150H77ZM111 153V152H110ZM123 153V152H122ZM131 154H133L132 152H130ZM149 153H147V154H149ZM187 153V152H186ZM252 153V152H251ZM255 153V152H254ZM253 153V154H254ZM102 154V153H101ZM116 154H117V152H116ZM116 154H114V156H116ZM119 154H121V152L119 153ZM118 154V155H119ZM126 155H127V153H125ZM151 154H153V156H154V152L152 151V153ZM182 154V153H181ZM215 154H216V152H215ZM223 154V153H222ZM243 154V153H242ZM241 154V155H242ZM258 154H259V152H258ZM263 154H264V151H263ZM110 155V154H109ZM113 155V154H112ZM122 155V154H121ZM138 155V154H137ZM175 155V154H174ZM185 155V154H184ZM216 155H218V154H216ZM233 155H235V154H233ZM2 156V155H1ZM4 156V155H3ZM99 156H101V155H99ZM108 156V155H107ZM113 156V157H114ZM129 156V155H128ZM133 156V155H132ZM132 156H130V157H132ZM146 156V155H145ZM148 156V155H147ZM170 156V155H169ZM168 156V157H169ZM182 156V155H181ZM214 156V155H213ZM243 156V155H242ZM263 156V155H262ZM106 156H102L101 157V159H106L105 158ZM119 157H121L120 155H119ZM135 157V156H134ZM222 157H224V156H222ZM225 157H226V155H225ZM247 157H249L248 155H247ZM5 158V157H4ZM128 158V157H127ZM230 158H232V156L230 157ZM239 158V157H238ZM258 158H260V157H258ZM257 158V159H258ZM56 159H58V158H56ZM56 159L55 158H53V160H55V162H57L56 161ZM110 159V156H109V158H108V160ZM240 159V158H239ZM251 159V158H250ZM254 159V158H253ZM6 160V159H5ZM60 160V159H59ZM64 160V159H63ZM135 160V159H134ZM179 160V159H178ZM247 160V159H246ZM66 161H68V160H66ZM236 159H235V161H233L234 163H236ZM239 161V160H238ZM242 161H243V159H242ZM61 162H62V160H61ZM65 162V161H64ZM64 162H63V166H65L64 165ZM114 162H115V160H114ZM240 162V161H239ZM246 161L244 160V163H245ZM248 162H249V160H248ZM260 162V161H259ZM69 163V162H68ZM229 163V162H228ZM255 163H257V162H255ZM49 164V163H48ZM61 164V163H60ZM72 164V163H71ZM239 164V163H238ZM238 164H235V165H238ZM261 164V163H260ZM56 165V164H55ZM230 165V164H229ZM232 166H233V164H231ZM230 165V166H231ZM57 166V165H56ZM239 166V165H238ZM244 166V165H243ZM50 167V166H49ZM66 167H67V165H66ZM110 167V166H109ZM228 167V166H227ZM234 167V166H233ZM51 168V167H50ZM49 168V169H50ZM54 168V167H53ZM98 168V170H100L99 169V167H97ZM108 168V167H107ZM106 168V169H107ZM232 168V167H231ZM231 168L229 169V170H227V171H232L231 170ZM255 168V167H254ZM14 169V168H13ZM46 169V168H45ZM113 169V168H112ZM54 170H56L55 168H54ZM65 170L66 171H68L66 168H65ZM74 170V169H73ZM76 170V169H75ZM89 170H90V168H89ZM236 170V169H235ZM244 170V169H243ZM65 171V172H66ZM70 171V170H69ZM88 171V170H87ZM94 170L92 169V172H93ZM104 171V170H103ZM102 171V172H103ZM106 171H108V170H106ZM106 171H104V172H106ZM110 171V170H109ZM113 171H114V169H113ZM220 171V170H219ZM4 172H6L5 170H4ZM4 172H2V173H4ZM42 172H44V171H42ZM61 172L62 173H64L63 172V170H61ZM60 172V173H61ZM75 172V171H74ZM74 172H72L73 174H74ZM89 172V171H88ZM88 172H86V174H88ZM91 172V173H92ZM96 172H97V170H96ZM101 172V171H100ZM115 172V171H114ZM241 172V171H240ZM38 173V172H37ZM46 173V172H45ZM53 173V172H52ZM51 173V174H52ZM71 173V172H70ZM70 173H68V174H70ZM76 173V172H75ZM82 173H83V171H82ZM90 173V172H89ZM29 174V173H28ZM50 174V173H49ZM79 174V173H78ZM26 175V174H25ZM24 175V176H25ZM65 175H67V174H65ZM91 175H97V173L96 174H90V176ZM99 175V174H98ZM102 175H103V173H102ZM101 175V176H102ZM3 176V175H2ZM1 176V177H2ZM14 176V175H13ZM33 176V175H32ZM40 176V175H39ZM84 176H89V175H84ZM89 176V177H90ZM245 176V175H244ZM243 176V177H244ZM37 177V176H36ZM52 177H53V175H50V176H48V178L49 179H52ZM95 177V176H94ZM97 177H99V176H97ZM106 177V176H105ZM236 177V176H235ZM238 177H239V175H238ZM33 178V177H32ZM77 178V177H76ZM82 178H83V176H82ZM81 178V179H82ZM88 178V177H87ZM91 178H93V177H91ZM108 178V177H107ZM117 178V177H116ZM39 179H40V177H39ZM58 179V178H57ZM78 179V178H77ZM80 179V178H79ZM86 179V178H85ZM104 179V178H103ZM14 180V179H13ZM18 180V179H17ZM53 180H54V178H53ZM96 180H98V179H96ZM105 180V179H104ZM104 180H103V182H104ZM107 180V179H106ZM105 180V181H106ZM109 180H111L112 181V179H109ZM108 180V181H109ZM159 180V179H158ZM23 181V180H22ZM37 181H38V177H37ZM49 181H51V180H49ZM77 181V180H76ZM81 182V180H78L77 182ZM94 181V180H93ZM116 181V180H115ZM177 181V180H176ZM9 182V181H8ZM53 182V181H52ZM63 182V181H62ZM70 182V181H69ZM71 182H73V181H71ZM84 182V181H83ZM89 182V181H88ZM92 182V181H91ZM102 181H101V183H103ZM107 182V181H106ZM113 182H114V180H113ZM166 182V181H165ZM179 182V181H178ZM59 183H60V181H59ZM65 183V182H64ZM86 183V182H85ZM110 183V182H109ZM179 183H181V182H179ZM55 184V183H54ZM66 184V183H65ZM74 184V183H73ZM72 184V185H73ZM79 184V183H78ZM81 184V183H80ZM89 184H90V182H89ZM96 184V183H95ZM100 183L98 182V185H99ZM161 184V183H160ZM160 184H159V186H160ZM173 184V183H172ZM171 184V185H172ZM175 185L176 184H178V183H174ZM173 184V185H174ZM64 185V184H63ZM97 185V184H96ZM95 185V186H96ZM162 185H166V184H162ZM55 186V185H54ZM87 186V189L89 188V187H91V184L89 185V187H88V185H86ZM112 186V185H111ZM114 186V185H113ZM112 186V187H113ZM167 186V185H166ZM165 186V187H166ZM19 187V186H18ZM50 187H53V186H50ZM59 187V186H58ZM75 187V186H74ZM80 187H82V186H80ZM107 188H108V186H106ZM110 187V186H109ZM172 187V186H171ZM179 187H181V185L179 186ZM184 187V186H183ZM187 187V186H186ZM248 187V186H247ZM78 188V187H77ZM100 188V187H99ZM119 188V187H118ZM170 187L168 186V189H169ZM84 189V188H83ZM96 189H97V192H98V188L96 187ZM103 189V188H102ZM112 189V188H111ZM111 189H110V191H111ZM161 189H163V188H161ZM164 189H167V188H164ZM182 189V188H181ZM57 190V189H56ZM72 190V189H71ZM74 190H76V188L74 189ZM81 190V189H80ZM107 190V189H106ZM157 190V189H156ZM156 190H154V191H156ZM171 190V189H170ZM175 190H177V188L175 189ZM183 190H185V189H183ZM60 191H62V190H60ZM109 191V189H108V192H110ZM114 191V190H113ZM123 191V190H122ZM162 191H164V190H162ZM173 191V190H172ZM187 191V190H186ZM185 191V192H186ZM77 193V190L76 191H74V193ZM88 192V191H87ZM95 192V190L93 191V193L91 192V194H92V201L93 200H97L96 202H98L99 200H102V198H103V195L104 194H106L105 192H103L104 194L102 195V193L101 192H99V193H94ZM107 192V191H106ZM114 192H116V190L114 191ZM114 192H110L111 194L112 193H114ZM142 192V191H141ZM151 192V191H150ZM157 192V191H156ZM166 192H170V191H166ZM176 192V191H175ZM184 192V193H185ZM191 192V191H190ZM190 192H188V193H190ZM192 192H193V190H192ZM10 193V192H9ZM89 193V192H88ZM87 193V194H88ZM133 193H134V191H133ZM171 193V192H170ZM170 193H167L168 194V196H169V194ZM180 193H182V192H180ZM188 193H187V195H188ZM56 194H58V193H56ZM115 194V193H114ZM114 194H113V196H114ZM118 194V193H117ZM122 194V192L120 193V195ZM129 194V193H128ZM148 194H150L149 192H148ZM147 194V195H148ZM171 194H174L175 195V193H171ZM191 194V193H190ZM189 194V195H190ZM86 195V194H85ZM161 195V194H160ZM164 195H166V194H163V196ZM62 196H63V193H62ZM89 196V195H88ZM88 196H86L87 198H88ZM111 196V195H110ZM115 196H116V194H115ZM150 196V195H149ZM149 196H146V198H148ZM117 197V196H116ZM159 197V196H158ZM158 197H157V199H158ZM161 197H162V195H161ZM166 197V196H165ZM55 198V197H54ZM70 198V197H69ZM89 198H91V197H89ZM121 198V197H120ZM154 198V197H153ZM153 198H152V200H153ZM160 198V197H159ZM174 198V197H173ZM57 199H59V198H57ZM73 199H74V197H73ZM118 199V198H117ZM116 199V200H117ZM140 199V198H139ZM143 199V198H142ZM161 199V198H160ZM240 199V198H239ZM88 200H90V199H88ZM104 200V199H103ZM103 200H102V203H103ZM128 200V199H127ZM141 200V199H140ZM145 200V199H144ZM146 200H148V199H146ZM154 200H156L155 198H154ZM163 200V199H162ZM67 201V200H66ZM92 201H90V202H92ZM106 201H107V199H106ZM142 201V200H141ZM149 201H151V199H149ZM160 201V200H159ZM164 201V200H163ZM58 202V201H57ZM89 202V203H90ZM129 202V201H128ZM134 202H135V200H134ZM137 202V201H136ZM140 202V201H139ZM155 202V201H154ZM52 203H53V201H52ZM56 203V202H55ZM54 203V204H55ZM74 203V202H73ZM95 203V202H94ZM105 203H107V202H105ZM104 203V205H106ZM109 203V202H108ZM114 203V202H113ZM120 203V202H119ZM121 203H123V202H121ZM130 203V202H129ZM143 203V202H142ZM146 203V202H145ZM178 203V202H177ZM176 203V204H177ZM231 203V202H230ZM53 204V205H54ZM65 204V203H64ZM67 204V203H66ZM99 204V203H98ZM101 204V203H100ZM111 205L110 206H112V203H110ZM152 204V203H151ZM50 205V204H49ZM61 205V204H60ZM69 205H71L70 203H69ZM80 205V204H79ZM84 205V204H83ZM96 205V204H95ZM95 205H94V208H95ZM103 205V206H104ZM108 205V204H107ZM114 205H117L116 203L114 204ZM128 205V204H127ZM153 205V204H152ZM151 205V206H152ZM99 206V205H98ZM97 206V207H98ZM101 206V205H100ZM157 206V205H156ZM155 206V208L157 209V207ZM221 206V205H220ZM36 207V206H35ZM44 207V206H43ZM46 207V206H45ZM61 207V206H60ZM91 207H93V206H90V208ZM102 207V206H101ZM101 207H99V208H101ZM114 207V206H113ZM119 207H121L120 205H119ZM130 207V206H129ZM139 207V206H138ZM152 207H154V205L152 206ZM166 207V206H165ZM38 208V207H37ZM76 208H77V206H76ZM75 208V209H76ZM108 208H109V205H108ZM115 208V207H114ZM147 208V207H146ZM149 208H150V205H149ZM154 208V209H155ZM67 209H68V207H67ZM71 209V208H70ZM92 209V208H91ZM111 209V208H110ZM109 209V210H110ZM123 209V208H122ZM125 209V208H124ZM159 209V208H158ZM157 209V210H158ZM62 210V209H61ZM60 210V211H61ZM77 210V209H76ZM95 211H96V209H94ZM100 210H102V209H100ZM106 210V209H105ZM115 210V209H114ZM146 210V209H145ZM150 210V209H149ZM98 211V210H97ZM102 211H104V210H102ZM160 211H161V209H160ZM233 211V210H232ZM248 211V210H247ZM40 212H42V211H40ZM91 212V211H90ZM94 212V211H93ZM110 214H112V212H113V210L111 211L110 210ZM117 212V211H116ZM130 212V211H129ZM135 212V211H134ZM149 212V211H148ZM151 212V211H150ZM149 212V213H150ZM86 213V212H85ZM88 213V212H87ZM87 213H86V215H87ZM92 213V212H91ZM119 213V212H118ZM118 213H117V215H118ZM122 213V212H121ZM130 213H132V211L130 212ZM145 213V212H144ZM155 213V212H154ZM173 213V212H172ZM176 213V212H175ZM74 214V213H73ZM96 214V213H95ZM95 214H93L94 216H95ZM100 214H103L104 215V212H101ZM105 214H107L106 212H105ZM109 214V215H110ZM120 214V213H119ZM80 215V214H79ZM79 215H77V216H79ZM121 215V214H120ZM137 215V214H136ZM173 215H174V213H173ZM175 215H177V214H175ZM153 216H155L154 214H153ZM181 216V215H180ZM103 217V216H102ZM104 217H105V215H104ZM107 217H108V215H107ZM110 217V216H109ZM108 217V218H109ZM114 217H115V215H114ZM118 217H120V216H118ZM128 217V216H127ZM132 217H134L133 216V213H132ZM81 218V217H80ZM116 218V217H115ZM122 218V217H121ZM137 218H139V217H137ZM136 218V219H137ZM143 218V217H142ZM178 218V217H177ZM182 218V217H181ZM180 218V219H181ZM185 218V217H184ZM72 219V218H71ZM77 219V218H76ZM90 219V218H89ZM100 219V218H99ZM107 219V218H106ZM110 219V218H109ZM112 219V218H111ZM122 219H124V218H122ZM133 219V218H132ZM166 219H167V217H166ZM166 219H164V220H166ZM188 219V218H187ZM73 220H75V219H73ZM177 220V219H176ZM185 220V219H184ZM183 220V218H182V221H184ZM82 221V220H81ZM80 221V222H81ZM99 221V220H98ZM103 222H105L104 220H102ZM178 221V220H177ZM176 221V222H177ZM179 221H181V220H179ZM188 221V220H187ZM87 222H89V221H87ZM95 222V221H94ZM93 222V223H94ZM100 222V221H99ZM107 222H108V220H107ZM130 222V221H129ZM150 222V221H149ZM170 222V221H169ZM189 222V221H188ZM188 222H186V221H184L183 223L184 224H187ZM92 223V222H91ZM121 224H122V222H120ZM127 223V222H126ZM181 223V222H180ZM79 224V223H78ZM99 224V223H98ZM150 224V223H149ZM170 224V223H169ZM175 224V223H174ZM190 224V223H189ZM192 224V223H191ZM87 225V224H86ZM90 225V224H89ZM88 225V226H89ZM173 225V224H172ZM176 225V224H175ZM177 225L179 226L180 224L177 222ZM72 226V225H71ZM166 226V225H165ZM187 226H190V225H187ZM246 226V225H245ZM103 227V226H102ZM175 227V226H174ZM180 227V226H179ZM184 227H186V226H184ZM183 227V228H184ZM244 227V226H243ZM14 228V227H13ZM97 228V227H96ZM100 228H101V226H100ZM99 228V229H100ZM172 228H173V226H172ZM171 228V229H172ZM177 228V227H176ZM188 228H190V227H188ZM191 228L193 229V227L191 226ZM190 228V229H191ZM205 228V227H204ZM240 228V227H239ZM239 228H238V231H239ZM245 228V227H244ZM7 229V228H6ZM2 230V232L0 233V264H1V262H2V264H5V263H8L9 261H10V259H11V257L17 252V244H14V243H10L9 241H8V238H9V234H10V231H8V230ZM15 229V228H14ZM88 229H89V227H88ZM191 229V230H192ZM234 229V228H233ZM246 229V228H245ZM94 230H96V229H94ZM241 230H242V228H241ZM96 231H98V230H96ZM101 231V230H100ZM114 231V230H113ZM176 231H178V229L176 230ZM196 231V230H195ZM229 231V230H228ZM226 232V234L227 233H229V232ZM232 231V230H231ZM233 231H235V230H233ZM232 231V232H233ZM242 231H244V230H242ZM15 232V231H14ZM153 232V231H152ZM167 232V231H166ZM165 232V233H166ZM180 232V231H179ZM179 232H177L178 234H179ZM194 232V231H193ZM190 233V235H191V237L193 236V234L194 233ZM237 232V231H236ZM240 232V231H239ZM140 233H141V231H140ZM175 233V232H174ZM177 233L175 234V236L177 235ZM208 233V232H207ZM234 233V232H233ZM249 233V232H248ZM127 234V233H126ZM151 234V233H150ZM150 234H149V236H150ZM172 234V233H171ZM200 234V233H199ZM225 234V235H226ZM241 234V233H240ZM85 235H87V233L85 234ZM138 235V234H137ZM157 235V234H156ZM160 235V234H159ZM205 235V234H204ZM203 235V236H204ZM228 235V234H227ZM243 235H245L246 236V234H243ZM263 235V234H262ZM18 236V235H17ZM27 236V235H26ZM37 236V235H36ZM96 236V235H95ZM103 236V235H102ZM101 236V237H102ZM130 236V235H129ZM152 236H153V233H152ZM154 236H155V233H154ZM165 237H166V235H164ZM169 236H170V234H169ZM181 236V235H180ZM179 236V237H180ZM197 236V235H196ZM201 236V235H200ZM228 236H230V234L228 235ZM227 236V237H228ZM264 236V235H263ZM109 237V236H108ZM132 237V236H131ZM136 237V236H135ZM138 237H139V235H138ZM160 237V236H159ZM171 237V236H170ZM186 237H187V235H186ZM226 237V236H225ZM71 238V237H70ZM133 238V237H132ZM151 238V237H150ZM155 238V237H154ZM173 238V237H172ZM176 238V237H175ZM190 238V237H189ZM198 238V237H197ZM196 238V239H197ZM203 238V237H202ZM229 238V237H228ZM161 239V238H160ZM158 240L157 242L158 243H160L162 240ZM165 239V238H164ZM174 239V238H173ZM183 239H184V237H183ZM190 239H192V238H190ZM190 239H187L186 238V241H184V242H182L183 243V245H182V248L180 247V246H178L179 248H181V249H187L188 248V246H190L191 245V243H192V240H190ZM201 239V238H200ZM208 239V238H207ZM246 239V238H245ZM244 239V240H245ZM23 240H24V238H23ZM156 240V239H155ZM168 240H169V237H168ZM171 240V239H170ZM198 240V239H197ZM209 240H210V238H209ZM209 240H208V242H209ZM235 240V239H234ZM238 240V239H237ZM236 240V241H237ZM160 241V242H159ZM167 242V240H163L162 241V243L163 242ZM172 241V240H171ZM216 241V240H215ZM214 241V242H215ZM253 241V240H252ZM73 242V241H72ZM174 242V241H173ZM194 242V241H193ZM202 242V241H201ZM214 242H212V243H214ZM228 242H230V241H228ZM239 242H240V240H239ZM81 243V242H80ZM152 243V242H151ZM153 243H155V242H153ZM171 243V242H170ZM199 243H200V241H199ZM161 244V243H160ZM175 244V243H174ZM180 244H181V241H180ZM194 244V243H193ZM195 244H197V241H196V243ZM242 244H243V241H242ZM241 244V245H242ZM159 245V244H158ZM167 245V244H166ZM177 245V244H176ZM199 245H201V243L199 244ZM203 245V244H202ZM214 245V244H213ZM226 245V244H225ZM229 245V244H228ZM152 246H153V244H152ZM170 246V244L168 245V247ZM198 246V245H197ZM231 246H232V244H231ZM165 248H166V246H164ZM171 247V246H170ZM202 247H204V246H202ZM227 247H229V246H227ZM242 247H243V245H242ZM119 248V247H118ZM156 248H158L157 247V245H156ZM155 248V249H156ZM165 248H164V250H165ZM209 248V247H208ZM244 248V247H243ZM152 249V248H151ZM168 249V248H167ZM166 249V250H167ZM189 249V248H188ZM187 249V250H188ZM216 249V248H215ZM230 249H232V248H230ZM135 250V249H134ZM195 250H197V249H194V251ZM226 250H227V248H226ZM226 250H224V252H227ZM116 251V250H115ZM133 251V250H132ZM131 251V252H132ZM169 251V250H168ZM179 251V250H178ZM194 251H192V253L194 252ZM198 251H199V248H198ZM206 251V250H205ZM215 251V250H214ZM230 251V250H229ZM85 252V251H84ZM128 252V251H127ZM126 252V253H127ZM158 252H160V251H158ZM175 251H173V253H174ZM183 252V251H182ZM202 252V251H201ZM216 252V251H215ZM223 252V251H222ZM18 253V252H17ZM23 253V252H22ZM81 253V252H80ZM148 253V252H147ZM172 253V254H173ZM189 253H191V252H189ZM194 253H196V251L194 252ZM120 254V253H119ZM136 254V253H135ZM164 254V253H163ZM175 254V253H174ZM221 254V253H220ZM241 254V253H240ZM16 255V254H15ZM184 255V254H183ZM190 255V254H189ZM188 255V256H189ZM223 255V254H222ZM222 255H219V256H222ZM227 255V254H226ZM226 255H224V257L226 256ZM251 255H252V253H251ZM157 256H159V255H156V257ZM166 256V255H165ZM185 256V255H184ZM191 256H195V255H192L191 254ZM230 256H232V255H230ZM20 256H18V258H19ZM94 258V257H93ZM116 258V257H115ZM149 258H151L150 256H149ZM149 258L147 257V259H148V261H149ZM177 258V257H176ZM197 258V257H196ZM196 258H194L195 260H196ZM229 258V257H228ZM17 259V258H16ZM79 259H81V258H79ZM78 259V260H79ZM119 259V258H118ZM131 259V258H130ZM146 259V260H147ZM163 259H164V256H163ZM173 259V258H172ZM172 259H165V260H169V261H171ZM185 259V258H184ZM183 259V260H184ZM226 259V258H225ZM19 260V259H18ZM70 260V259H69ZM159 260V259H158ZM177 260H180V259H178L177 258ZM198 260V259H197ZM199 260H200V258H199ZM245 260V259H244ZM17 261V260H16ZM22 261V260H21ZM68 261V260H67ZM74 261V260H73ZM82 261H84V260H82ZM134 261V260H133ZM137 261V260H136ZM135 261V262H136ZM154 261V260H153ZM163 261V260H162ZM174 261V260H173ZM160 262V261H159ZM185 262L187 263L188 261L187 260H185ZM192 262V261H191ZM194 262V261H193ZM219 262V261H218ZM217 262V263H218ZM13 263V262H12ZM31 263V262H30ZM82 263V262H81ZM85 263V262H84ZM185 263V264H186ZM189 263V262H188ZM13 264H16V262L15 263H13ZM78 264H79V262H78ZM134 264V263H133ZM138 264V263H137ZM144 264V263H143ZM159 264V263H158ZM162 264V263H161ZM166 264V263H165ZM198 264V263H197ZM209 264V263H208ZM228 264H230V262L228 263ZM236 264V263H235Z\"/></svg>",
  "mask_w": 264,
  "mask_h": 264
}]
</instances>
